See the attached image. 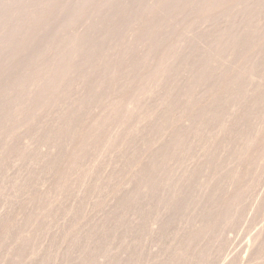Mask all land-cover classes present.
<instances>
[{
    "label": "rangeland",
    "instance_id": "obj_1",
    "mask_svg": "<svg viewBox=\"0 0 264 264\" xmlns=\"http://www.w3.org/2000/svg\"><path fill=\"white\" fill-rule=\"evenodd\" d=\"M8 1V8H9V5L11 6V4L9 3L10 1L9 0H7ZM12 2H13V0H11ZM129 1H131V0H129ZM127 2V4L129 5V3L130 2ZM133 1V0H132ZM131 1V2H132ZM136 1L137 0H134L133 1V4L132 3H130L131 5H134V3H136ZM139 1V0H138ZM141 1V0H140ZM144 1V3L146 2L147 3V0H143ZM148 1H150V0H148ZM189 1H192V0H189ZM15 2L18 4V2H17V0H15L14 1V4H15ZM123 2V3H122ZM125 1L124 0H121L119 3H122V4H124L125 5V3H124ZM140 3V2H139ZM143 3V2H142ZM143 3V5H147V4H149V2L146 4H144ZM14 4L12 3V5L13 6H11L12 8H9V10H8V12L9 11H11V12H13L14 10H13V8L15 7L14 6ZM19 5V4H18ZM118 6H120L119 4H117ZM123 5V6H124ZM137 5H138V9H135V7L137 8ZM140 5H142V4H140ZM138 3H136V6L134 7V9L135 10H133L132 9V7H130V5L128 6V9H130V11L131 10H133L132 12L134 13V11H135V14L136 15H134L133 13H131L129 10L128 11H125V12H128V13H125L124 11V14L123 15H126V16H123L122 18L120 17H116V18H118V19H122V21L120 20V22H122L121 23V25H120V22H119V20H117V22L115 21V19H114V21L113 22H111L112 24H119L120 25V27H121V30L119 29L120 27H118V25L116 24H114L115 26L114 27H111V29H114L115 30V28H117L116 29V31H118V33H116V31H114L115 33H116V35H118V37H116V35H115V33L114 34H112L113 36H108L107 38H109V39H107L106 41L104 40V41H101V42H99V44L97 45V47H96V49H95V53L97 54L95 57H98V56H100L101 54H103L104 52H109V51H112L113 52V56H112V60H111V63L113 64L114 62H116L117 63V57H118V55H120L121 54V52H122V50L124 49V45L127 43L128 45H125L126 47L127 46H131L132 44H131V42H129V41H127V40H130V41H132L131 39H134L133 41L135 42V40H137L136 38H134V36L132 35H130V34H132L131 33V31L129 32V31H127L126 29H128L129 30V28H131L130 30H132V32H133V27L135 26V24H133V20H137L136 19V17L135 16H137V18L139 17L138 16V14H139V12H140V8H142V6H140ZM120 7H122V5L120 6ZM130 7V8H129ZM3 8V7H2ZM2 8L0 9V13H1V11H3V16L2 17H4L5 15H4V13L6 14V12H7V10H2ZM115 8V7H114ZM11 9V10H10ZM15 9V8H14ZM116 10V9H115ZM127 10V9H126ZM137 10H138V13H136L137 12ZM6 11V12H5ZM190 11V10H189ZM188 10H187V12H186V15H187V17H186V15H184L182 18H184V19H180V21H179V18H178V22H176L175 23V20H174V23H172V22H170V21H168V22H170V23H172V24H170V28L168 27V25H166V22L167 21H165V20H167V19H165L164 21H165V26H162V25H160V26H162V29L161 30H164V29H166V28H168V30L169 31H173V33L172 34H170L171 35V39L170 40H168V41H170V43L171 44H173V45H175L176 43V45H179L180 43H182L183 42V40L185 39V38H187V36L189 35L188 33L190 32V35L188 36V38H187V40H189L190 42H191V49H192V51L194 50L193 49V46H195L196 44H199V46L201 45V43H202V47H204V46H209L208 44L210 43L209 41H210V39L208 38V35L209 34H207V36H205L204 34L205 33H207L208 32V30L210 31V28L212 27H209L211 24H210V22L208 23V24H206V25H204L203 23L204 22H201L202 20H200V19H198V16H197V14H193L192 13V11H190L189 12ZM261 11V10H260ZM260 11H258V13L260 12ZM86 12V16L90 13V10L88 9L87 11H85ZM89 12V13H88ZM133 14L132 16H130L131 14ZM15 12H13V14L12 13H10V14H8L7 13V18L5 17V19L7 20L8 18V20H7V22H9V21H12V22H10V23H7L6 22V20L4 19V18H2L5 22H4V24L6 25V23L8 24L7 25V27H5V26H2L3 25V20H2V22H0V24H1V28H3L4 29V27L5 28H8V26L10 27L12 24H13V22H15V20L13 21L12 19H13V17L11 16V15H15L16 16V13L14 14ZM65 13H67V12H65ZM88 13V14H87ZM141 13V12H140ZM192 13V14H191ZM195 13V12H194ZM257 13V12H256ZM262 13H263V11H262ZM121 14V15H122ZM130 14V15H129ZM192 16H191V15ZM260 14V13H259ZM8 15H9V17H8ZM48 15V14H47ZM66 14H64V16H65ZM90 16H91V13L89 14ZM129 15V16H128ZM255 15V14H254ZM257 15V14H256ZM256 15L255 16H253V18L254 17H256ZM262 15V14H261ZM261 15H259V17L261 16ZM14 16V17H15ZM49 16V15H48ZM61 16V15H60ZM63 16V17H64ZM120 16V15H119ZM258 16V15H257ZM10 17H12L11 18V20H10ZM85 16L83 15H81V17L79 16L78 17V20H80L79 22H78V20H77V18H76V20H77V22H73V28L75 29L76 27V29L75 30H78V31H76L75 33H82L83 32V35H85L86 34V32L87 31H85V27H86V24H85V22L86 23H88V21H89V19L86 17V18H84ZM89 17V16H88ZM62 18V17H61ZM81 18H83V20H86V21H83V20H81ZM90 18V21H89V23L90 24H88V25H91L92 24V26H88V27H93V20H92V18L91 17H89ZM124 18H127V20H131V23H132V25H130V26H128V24H130L129 22H127V21H125V19ZM253 18H251V23H250V26H252L253 24H252V19ZM257 18V17H256ZM1 19V18H0ZM14 19H16V18H14ZM58 19V21L57 20H55L57 23H61V22H63L59 17L57 18ZM60 19V20H59ZM64 19V18H63ZM198 19V20H197ZM92 20V21H91ZM123 20H124V24H126V23H128L127 24V26H125L124 24H123ZM171 21L173 20V19H170ZM193 20V21H192ZM255 19H253V21H254ZM61 21V22H60ZM83 21V22H82ZM54 22V21H53ZM56 22H54V23H56ZM81 22V23H80ZM119 22V23H118ZM182 22V23H181ZM220 22L222 23V20H220ZM54 23H51V26H53V28H51V26H49V27H47V28H45V30L43 31V30H41L40 32L41 33H39V36L36 34V39H37V36H38V40H39V42H41V41H43V42H41L43 45H44V43L46 42L45 40L46 39H51V40H54L53 38L55 37V39H58L57 38V32H58V34L59 33H61V29H65V30H63L62 32L64 33L65 31H66V28L68 27L69 28V31L71 32V30H73L72 31V33L74 32V29L71 27V25H68V26H66V25H64V26H66L65 28L62 26L61 28H60V25H62V23L61 24H54ZM84 23V24H83ZM164 23V22H163ZM163 23H161V24H163ZM181 23V24H180ZM75 24L77 25V26H75ZM83 24V25H82ZM168 24V23H167ZM176 24H180L179 25V27H178V25L176 26ZM55 25H57L58 27H56L55 28ZM83 26V28H82V26ZM189 25H191L190 27H189ZM198 25V26H197ZM207 25H208V27H207ZM75 26V27H74ZM159 26V27H160ZM173 26V27H172ZM183 26H184V30H182L183 29ZM201 26V27H200ZM255 26V25H254ZM105 27V26H104ZM103 27V28H104ZM124 27H126V28H124ZM128 27V28H127ZM157 27H158V25H157ZM204 27H205V31H202V30H204ZM207 27V28H206ZM1 28H0V30H1ZM49 28H51V29H49ZM71 28V29H70ZM81 29V31L82 32H79L80 30L79 29ZM85 28V29H84ZM103 28H102V31H103ZM122 28H124V30L122 29ZM172 28H173V30H172ZM182 28V29H181ZM186 28V29H185ZM190 30H189V29ZM253 28V27H252ZM2 29V32H5L4 30H6V29H4L3 30ZM9 29V28H8ZM48 29H49V31H48ZM52 29H54V30H52ZM60 30V31H57V30ZM83 29V30H82ZM87 29H89V28H87ZM86 29V30H87ZM91 29V28H90ZM105 29V28H104ZM145 29V28H144ZM143 29V30H144ZM147 29V28H146ZM175 29V30H174ZM178 29V30H177ZM180 29V30H179ZM206 29H208V30H206ZM56 30V31H55ZM110 30V29H109ZM126 30V32H128L127 33V35H126V32H123V31H125ZM39 31V30H38ZM38 31H37V33H38ZM46 31H48V32H46ZM68 31V30H67ZM68 31V32H69ZM84 31H85V33H84ZM88 31H90V30H88ZM148 31V30H147ZM147 31L145 30V31H143L142 32V34L143 33H147ZM184 31V32H183ZM187 31H189V32H187ZM201 31H202V34L200 35V33H201ZM35 32V31H34ZM33 32V33H34ZM43 32V33H42ZM69 32V33H70ZM108 32H111V30L110 31H108ZM123 34H122V33ZM203 32H205V33H203ZM1 33V32H0ZM46 33V34H45ZM51 33V34H50ZM68 33V34H69ZM72 33H70V34H72ZM106 33V32H105ZM125 33V34H124ZM130 33V34H129ZM138 33V31L136 32V33H134V34H136L135 36H138L137 38H138V40H139V38L140 37H142V35L141 34H137ZM188 35H187V34ZM3 34V33H2ZM41 34H44V36L43 35H41ZM122 35V37L120 38V36ZM132 37V38H130V39H127L126 41H125V38H123V37H125V36H127L128 38L130 37L129 35ZM183 34V35H182ZM192 34V35H191ZM34 35V34H33ZM67 35V33L65 34H59L58 35V37L60 36L61 37V39L59 38V40H62V38H65L64 36H66ZM108 35V34H107ZM115 35V36H114ZM140 35V36H139ZM145 35V34H144ZM170 35H168V36H170ZM177 35V36H176ZM202 35H204V38L203 39H199L198 38V40H199V43L197 42L198 40H196V43L194 44V42H193V39L195 40L197 37H200L201 36V38L203 37ZM1 36V35H0ZM3 37H4V34L2 35ZM1 36V37H2ZM51 36H53V37H51ZM86 36L87 37H89L90 38V35H89V33L87 32V34H86ZM184 36H186L185 38H184ZM194 38H193V37ZM3 37L1 38V39H3ZM34 37H35V35H34ZM86 37V38H87ZM113 37H116L115 39H117L116 41L113 39ZM126 37V38H127ZM178 39H177V38ZM206 37L208 38V39H206ZM46 38V39H45ZM92 38V37H91ZM173 38H175V40L177 41H175ZM182 39V41L180 40V39ZM191 38V39H190ZM67 39V38H66ZM118 39H119V41H120V39H121V41L123 40L124 42H126L125 44H123L122 43V45H123V47H122V45H121V41L119 42L118 41ZM168 39H169V37H168ZM173 39V40H172ZM38 40H36L37 41V43H36V45H35V47H34V45H33V49H32V51H34V49H36V47L38 48V44H40V43H38ZM59 40H57V41H59ZM94 40V39H93ZM114 40V41H113ZM165 40V39H164ZM180 40V41H179ZM1 41V40H0ZM3 41H5V40H3ZM45 41V42H44ZM50 41V40H49ZM47 42V43H50V42ZM56 41V42H57ZM133 41H132V43H133ZM166 42H167V40H165ZM176 43H175V42ZM202 41V42H201ZM20 42V41H19ZM33 42H35V41H33ZM114 42H115V44H118V45H115L114 44ZM117 42V43H116ZM138 42V41H137ZM136 42V43H137ZM178 42H180V43H178ZM0 43H2V41L0 42ZM3 43H5V42H3ZM108 43H110L111 45H108ZM120 43V44H119ZM207 43V45H205ZM18 44V43H17ZM20 44H22V43H20ZM19 44V45H20ZM42 44H40V45H42ZM147 44V43H146ZM146 44H143V47H144V49L146 50ZM194 44V45H193ZM203 44H204V46H203ZM38 45V46H37ZM43 45L42 46H39V48L40 49H42V47H43ZM108 45V47L109 48H104L105 46H107ZM117 47V46H120V48L118 47V48H116L115 46ZM133 45H136V44H134L133 43ZM21 46V45H20ZM19 46V49H21V47ZM101 46H102V48H101ZM197 47H198V45H196ZM194 47V48H196V49H198V51L199 50H201L202 51V49H201V46H200V49L199 48H197V47ZM14 47V46H13ZM16 47V46H15ZM14 47V49H16V48H18V47H16L15 48ZM125 47V48H126ZM133 47V46H132ZM135 47V46H134ZM133 47V48H134ZM143 47L142 46H140L139 48L141 49L142 48V50H143ZM139 48H136V49H132V50H135L134 52H133V54H131V52H128L127 54H126V56L121 60V63H120V65H119V69H123V70H121L122 71V73H124L121 77H123V76H125V75H134L133 73H137L138 74V79L140 78V76H141V78H143V81L145 80V78L147 77L148 78V70L149 71H151L152 70V67H153V65L151 64V63H153L154 61H156L157 59H158V57L160 58V54H158L157 52H160L158 49L160 48H158V46H157V50H156V53H157V56H155V57H157L156 59L155 58H153V60L154 61H152V62H147V63H145L144 64V66L143 67H141V66H135V63L140 59H142L143 58V55L146 53V51L144 52V51H142V50H140ZM14 49H12L13 50V54H12V56H14V59L15 60H11L10 59V56L8 57V60H10V64L9 63H7V59L5 58V55H7V52L9 51V49L8 50H3V52L2 51H0L3 55H2V57L4 56V58L6 59H4V58H2L3 60H4V64H5V61H6V65H8V66H4V64H0V74L2 75L1 77H0V90H1V88H2V90L3 91H1V93H0V97L3 95L4 96V98H3V96L1 97V98H3L4 100H5V104H6V101H9L10 100V102L8 103L7 102V104L5 105L3 102H4V100H1L0 99V101H3V102H1L0 104V108L2 107V105L4 106V108H3V110H2V108L0 109V111L2 112L1 113V115H0V117H2V118H0V264H81V262L82 261H84L86 264H97L98 262H99V260H98V254L100 253L99 251H100V240H101V237H108L110 234H112L111 235V238L109 239H107V237L105 238V244H107V246H109V247H111L112 248V246H116L117 244L119 245V247H117L118 249H112V250H117L116 252H114V253H117L118 254V252L120 251V249H121V255H122V259L123 258H126V260L124 259V261L123 260H121L120 258L121 257H119L120 255V252H119V258H116V259H119L120 260V263L121 264H123L124 262V264H245V263H248L249 264V262H250V257L252 258V264H264V256H263V251H264V242H262V246H263V248H261L262 246H260V248H261V250H263V251H261V253L259 252V255L258 254H252V252L254 251V250H256V249H253V251L251 250V246L249 247V244L251 245V241L253 240L252 238H253V236H255V233H257L258 231H260L259 230V228H263L264 227V157H263V155H264V152L261 154V152L262 151H264V142H263V144L261 143V146L260 145H254V143L252 142V138H253V134L252 133H254V132H250V131H252L251 130V128H253V130L254 129H256L257 127L256 126H254V125H257V126H262L261 125V123H262V121H263V123H264V116H262V114H264V107H263V100H262V94L260 95L259 94V96H260V98H261V100H260V98L258 97V93H260V91H261V93H263L262 91L264 90V89H260L259 87H258V90L256 89V93H254L253 94V96L252 97H250L251 99H252V101L253 100H255L256 102H258V104L257 105H254V104H256V102L255 101H253L254 102V104H252V106H253V108H254V110H251V109H253L252 108V106L250 107V104H248V102H251L250 101V99H247V100H245V96H244V91H245V89H244V91L243 90H241L242 88H239V87H243L242 85H240V86H238V88H239V90L240 91H238L240 94L243 92V97H245L244 98V101H243V97H242V95H239V97H237L238 95H237V90L235 91V94H233L234 95V97L232 98V97H230V96H226V95H228V93L229 92H231V91H228L227 93L225 92H223L222 93V91H220V94H219V97L217 96V100L220 98V95H221V99L223 98V101L222 100H219L218 102H220V103H222V102H225L226 100L227 101H229V99H232V102L230 103V105L228 104V108H230V106H233L234 104L236 105L237 103H234V102H237V101H234L233 99H236V97H237V99L239 98H242L241 100L244 102V103H240V107L238 106V105H236V106H234V107H231V109L230 110H232V111H234L235 113L234 114H232L231 113V111H226V103H223V104H219L218 102H216V103H218L219 104V106H218V104L217 105H215L214 104V106H216V111H213V110H211V112H209V114L207 115V117H205L204 119V123L205 124H207V126L206 127H211V128H209L210 130H209V134L206 136L207 137V139L211 142L212 141V138L211 137H213V136H215V134L218 132V134L216 135V136H220V133L222 134V132H223V136H220V138L219 139H217L216 137H215V139H214V137H213V141H214V143L213 142H211L210 144L212 145H209V144H207V143H209V141L207 140V139H205V137H203V135L202 136H200L199 135V138H201V139H205V140H201V139H199L200 141H202V147L205 145V147H204V149L206 150L207 149V146L206 145H208V146H210L211 147V150H210V152L211 151H213V153H214V155L212 156L211 155V153H207V150L209 151V148L210 147H208V149L205 151L206 153H207V155H209V156H207L206 155V153L205 152H203V150H202V148L200 149V147L199 146H201V144L199 145V144H197L198 146H194V145H196L195 143L196 142H194L195 140H193L192 139V137H191V139L193 140V142H191V139H187L189 142H190V144L192 145V146H190V144H189V142L188 143H186L187 142V140H185L186 142H184V143H182L181 144V146L180 147H178V149L176 150L177 152H179V153H181L180 154V156L181 157H179V153H177V152H175V153H177V157H175V153H173V155H174V159H173V157H172V159L173 160H175V158H178L179 159V166H181L182 168H184V169H182L181 167H179L181 170H182V172H181V170L179 169V168H175L176 167V165L175 164H177V163H175V162H172V163H175V164H170V162L168 161H163L164 159L166 160V158H164L163 157V159H161L162 158V156H157V158L159 157V160L155 157L156 155H160L159 154V150L162 148V152H163V147H161L160 148V146L163 144V142H161L162 141V139H157V138H155L157 141H156V143L157 142H159L158 140H160V143H159V145L157 146L156 145V143L154 142V144L157 146L156 148H155V150H157V152H155L154 154H156L155 156H154V154H152V152H150L152 149H150L151 147H153L154 145H153V141H155L154 140V137H153V141H152V139H151V142H148V141H150V138H152V133H154V131L152 132L151 130V128H153L152 126H151V119H146L148 122H149V124L150 125H147L148 124V122H146V120H144L143 122H141V123H139L141 126H139L138 125V127H142V123H146L144 126H148L149 127V129H150V131H151V133H150V136H145L146 135V132H148L149 131V129H147L148 131H145L146 129L145 128H143L142 130L143 131H145V133H143V132H140V133H137V134H139L140 135V137H141V139H146L145 140V142L143 141V140H141L140 141V137L138 138V136H137V138H138V140H136V139H131V138H136V137H134L135 135H133V136H131L130 137V134H131V129H132V127H129V130H130V133L129 132H127V131H129L128 130V127L126 126V125H131V123L132 124H135V122H137V118H133L132 117V115L135 117V115H137L135 112H136V110H137V107L134 109L135 110V112H133V114L131 115V118H129V120H131V122L129 121V123L128 124H124V127H121V128H124L125 129V127H127V131L125 132V134H127V133H129V136H128V134H127V136L128 137H126L125 136V134H123L125 137H123L122 138V136L123 135H121L122 133V130L120 129V133H118L117 135H115V131H114V133H112L113 132V130H115V128H114V123L115 122H113V126H110V124H104L106 121H103V120H105V119H108V120H110L109 118H106V114H107V112L105 113V111H104V113L105 114H103V111L101 112L100 110H102L103 108H105L106 109V107L105 106H107L108 104H109V106H110V101L112 102V100L113 101H115V96H117V94H115V93H113L112 91H114L115 92V90L114 89H116L119 93L118 94H123L124 96V98L123 99H121V98H119L118 100H116V103H122V104H125L126 105V102L129 100V96H126V95H128V93L129 92H131L130 90L131 89H129V87H131L130 85H133L132 83H134V81L127 87V89L129 90H127V89H125L126 87H120L119 85V83H120V81H121V79H120V81H118L117 82V80L119 79V78H117V80L116 81H114V83H113V80H112V83L113 84H115L116 82L118 83V85L117 86H115V85H113L112 83H110V81H109V83L108 84H106L105 86H103V88H101V89H99L98 88V90H97V88H95L94 89V87L93 86H91V85H88V89H90V90H85L84 91V93H78L77 92V90L79 89V85L81 84L80 82H79V76L77 75V76H75L76 78H77V80H76V78L74 77V79L73 78H71L70 80H68L67 82H66V84H65V87H63V89H64V91H63V93L60 95V96H57V98H55V99H52V101L50 102V101H48V100H42V102L41 103H44V104H49V108L46 106V108H45V106H44V104H43V106H40V105H38V106H40V108L41 107H44L45 109H43L42 108V110H44L43 112L45 113V116H44V113H42V114H40V113H38L40 110H38V106L36 107L37 109L36 110H38L37 112H36V110H35V112L36 113H34V114H36V120H37V118L40 120V122H42L43 124H44V121L46 120V119H48L49 117H52V119L54 118L53 116L54 115H58V113H59V108H61V113H62V111H65V112H63L62 114H65L64 116L66 117H68L69 116V118H71V123L70 124H73V127H72V125H67V126H71V127H69L71 130H68L67 129V131L64 133V135H65V139H64V136H63V138H62V136L61 135H59V136H61V138L62 139H58L57 138V133H55L54 132V129H52L51 130V134H49V133H47V132H49L50 131V128H51V126L53 127V124H52V121H54V124L56 125L57 124V122H55V118L51 121V124L52 125H50L49 126V124H50V122L48 123V122H46L45 121V123H48V125L47 124H42L43 126H45V125H47L48 127H50V128H48L49 129V131H48V129L46 128V126L45 127H43L42 125H40L39 126V124L40 123H36V122H39V120L38 121H36L35 120V115L33 114V115H31L33 112H34V107L36 106H34L33 105V103H34V101H31V103H29V102H27L28 101V96L25 94V88L27 87V85L29 84L28 83V81L31 79V78H28L27 79V82H25L26 80H24V78L25 77H27L28 75H30V74H27L26 72H28L29 70H30V68L31 67H29L30 66V63H29V61H27V59H29L30 60V57L31 56H35L34 58V60L36 61V55H34L33 53H32V51H31V49L29 50V52H30V54H31V56H29V58H27V59H24L25 58V56L28 54V52H27V54H25L26 52H24V53H22L23 51H24V48H23V50L22 51H20L21 52V55H24V57L23 56H21V55H19L18 53H16V52H18V51H16V50H14ZM29 49V48H28ZM39 49V50H40ZM139 49V50H138ZM0 50H2V49H0ZM27 49H25V51H26ZM36 50H38V49H36ZM36 50H35V52L34 53H36ZM136 50H137V52L138 51H141V52H138L139 53V55L138 54H136V56H138V60L136 61V59H135V57L136 56H133L135 53H136ZM161 50H162V48H161ZM190 50V48H188V51ZM6 53H5V52ZM14 51H15V54H14ZM44 51V50H43ZM43 51H42V53H43ZM96 51H99V52H96ZM11 52V51H10ZM143 52H144V54H143ZM191 52V51H190ZM196 53L197 51H193V52H191V54L192 53ZM200 52V51H199ZM1 53H0V57H1ZM4 53H5V55H4ZM142 55H141V54ZM154 53V54H153ZM153 55H155V52L153 51ZM160 53H162V51L160 52ZM195 53L194 54H192V55H195ZM11 54V53H10ZM17 54V55H16ZM147 54V53H146ZM190 54V55H191ZM221 54H223V53H221L220 52V55H216L215 53H214V57H215V59L214 60H216V59H218V61L221 59V58H219V56H221ZM15 55H16V57H15ZM43 55V54H42ZM142 56V58H141V56ZM216 55V56H215ZM17 56L18 57H20V59L18 60L17 59ZM139 56H140V58H139ZM27 57V56H26ZM154 57V56H153ZM213 57V58H214ZM21 58H22V60H21ZM32 58V57H31ZM1 59V58H0ZM43 59H44V57H43ZM130 59V60H129ZM131 59H133V60H131ZM190 60H188V63H189V61L190 62H192L191 60H192V57L191 58H189ZM17 60V61H16ZM139 60V61H140ZM132 61V62H131ZM136 61V62H135ZM3 61L2 60H0V63H2ZM14 62H15V64H14ZM19 62H21V63H19ZM133 62H135V63H133ZM27 65L28 67L26 68L25 67V65ZM32 63V62H31ZM11 64H12V66L15 68L16 66L21 70V71H23V73L19 70V71H17L18 70V68L16 67L14 70L13 69H11V68H13L12 66H11ZM35 64V63H34ZM151 64V65H150ZM24 65V66H23ZM128 65V66H127ZM145 65H150V66H152L151 68H150V66H149V68L147 69V67H145ZM5 68H7V69H9V70H6L5 69V71L8 73H6L5 71H3L2 69H4V67ZM21 66V67H20ZM26 69V72H24L25 70H22V69H24L23 67ZM130 66H132V68L130 67ZM3 67V68H2ZM84 67V66H83ZM82 67V68H83ZM130 68L132 69L131 71L132 72H130ZM134 68H137V69H135L134 70ZM144 68H146L145 70H144ZM127 71H126V70ZM141 69V70H140ZM28 70V71H27ZM134 70V71H133ZM251 70V69H250ZM254 70H255V72H254ZM256 70L257 69H252L251 71V74H249L250 73V71L248 70V73H244V76H245V74H247L246 76L249 78H247V81L249 80V83H250V78L253 76V77H257V76H259V74H258V72H256ZM97 71H99V70H97ZM121 71L119 72V70H118V72H119V74H122L121 73ZM141 71H143L142 73H143V75H142V73L140 74V72ZM179 71V73H180V71H181V68L178 70ZM177 71V72H178ZM2 72V73H1ZM3 72H5V73H3ZM101 71H99V73H100ZM176 72V73H177ZM246 72V71H245ZM3 74H7V76L6 75H3ZM21 74V75H20ZM23 74H24V76H23ZM25 74H27V75H25ZM139 74H140V76H139ZM252 74H255V75H252ZM32 76H33V74H31ZM31 75H30V77H31ZM97 75H99L98 74V72H97ZM146 75V76H145ZM177 75H178V73H177ZM252 75V76H251ZM257 75V76H256ZM13 76H15V77H13ZM20 76V77H19ZM142 76H145V77H142ZM246 76L244 77V78H242V81L244 80L245 81V78H246ZM251 76V77H250ZM8 77V78H7ZM12 77V78H11ZM29 77V76H28ZM1 78H2V80H1ZM21 78H22V80H21ZM115 78V79H116ZM33 79V78H32ZM94 78H92V80H93ZM114 79V78H113ZM152 80V79H151ZM142 81V80H141ZM140 81V82H141ZM142 81V82H143ZM148 81H149V83H148ZM153 81V80H152ZM152 81H150V79L149 80H147L146 81V84L148 83L149 84V86H151V84H150V82H152ZM247 81L245 82L246 83V86L244 87V88H246L247 87ZM30 82V81H29ZM78 82V83H77ZM145 82V81H144ZM28 83V84H27ZM90 83V82H89ZM241 83H244V82H241ZM245 83H244V85H245ZM3 84V85H2ZM85 84H88V82L87 83H85ZM147 84V85H148ZM253 84H255V83H252L251 84V86L253 87ZM262 84H263V80H262ZM145 85V84H144ZM3 86V87H2ZM5 86V87H4ZM7 86V87H6ZM77 86H78V88H77ZM119 86V88H120V90H119V88L117 89V87ZM142 86V85H141ZM146 86V85H145ZM260 86H261V84H260ZM263 87H264V85H262ZM5 88V89H4ZM121 88H124V90H127V91H125L126 92V94L123 92V89H121ZM237 88V89H238ZM108 89H110V90H108ZM148 89V88H147ZM15 93V95H14V93H12V91ZM5 91H6V93H5ZM10 91V92H9ZM257 91H259L258 93H257ZM7 92L8 93H10L9 95H8V97L10 98V97H13V100L10 98V99H8L7 100ZM128 92V93H127ZM5 95H4V94ZM111 93L114 95V98L112 99L111 98V96L113 97V95H111ZM2 94V95H1ZM107 94V95H106ZM130 94V93H129ZM12 95H14V96H12ZM120 95L119 96H117L116 98H118V97H120ZM223 95H225L227 98H225V96H223ZM233 95H231V96H233ZM106 96V97H105ZM111 98H109V97ZM122 96V95H121ZM223 96V97H222ZM5 97H7L6 99H5ZM108 97V98H107ZM156 97H158V93L157 94H155V96H153V98L150 100V101H148L147 99V101L146 100H144L145 101V104L148 106V107H150V106H152V105H154V102L152 103L151 101H153V99H154V101L156 100H158V99H156ZM106 98V99H105ZM125 98H126V101H124L125 100ZM145 98H147V97H145ZM248 98V97H247ZM263 98H264V95H263ZM107 100V101H105V100ZM128 99V100H127ZM142 99V98H141ZM144 99V98H143ZM236 99V100H237ZM106 102H104V101ZM110 100V101H109ZM25 101V102H24ZM118 101V102H117ZM143 101V102H144ZM155 101V102H156ZM226 101V102H227ZM240 101V100H239ZM239 101H238V103H239ZM241 101V102H242ZM245 101H247L246 103H245ZM14 104H12V103ZM36 102H38V101H36ZM36 102L34 103V104H36ZM147 102V103H146ZM148 102H151L152 103V105L150 104V105H148L149 103ZM158 102V101H157ZM230 102V101H229ZM27 103H28V105H27ZM116 103H114L113 102V105L114 104H116ZM119 104V105H122V104ZM139 104V107H142V109H144L143 108V106H141V104H142V101L141 102H138ZM141 103V104H140ZM232 103H234L233 105H232ZM104 104H105V106H104ZM157 104V103H156ZM154 105V106H156V108H155V113H157V112H159V111H157L156 112V110L158 109L157 107H159V106H157V105ZM243 104H248V106L251 108V109H246V108H248L247 107V105H245V107L246 108H243L242 109V105ZM259 104H260V106H261V108H260V106H259ZM263 104V105H262ZM19 106L20 107V109H19V107L17 108L16 106ZM112 104H111V107L113 106ZM125 105H123V107L125 106ZM144 105V104H143ZM222 105H225V106H222ZM27 107V110L28 111H31L30 113V115H29V112L27 113L26 112V110H25V113H27L26 115H24L25 113H24V110L22 111V107ZM31 106H34L33 108L31 107ZM104 106V107H103ZM213 106V107H214ZM220 106H221V108H220ZM238 106V107H237ZM256 108H255V107ZM14 107H16V108H14ZM30 107L32 108V110H29L30 109ZM108 107V106H107ZM237 108V111H235L236 110V108ZM244 107V106H243ZM8 108V109H7ZM14 108V109H13ZM23 108V109H24ZM29 108V109H28ZM54 108H56V109H58L57 111H58V113L56 114V109L55 110H53ZM101 108V109H100ZM121 108H122V106H121ZM151 108V107H150ZM149 108V109H150ZM153 106H152V109H151V111H153ZM160 109H161V107H159ZM217 108H220V110L218 109V111H217ZM227 108V109H228ZM238 108H241L240 110H242L241 111V114H237L236 112H239V110H238ZM4 109H7L6 111L4 110ZM10 109V110H9ZM16 109H19V110H16ZM110 109V108H109ZM122 109H124V108H122ZM148 109V110H149ZM214 109V108H213ZM234 109V110H233ZM244 109H245V112H244ZM258 109H259V112L261 113V111H262V113L260 114V113H257L258 112ZM41 110V111H42ZM47 110V112H45ZM104 110V109H103ZM106 110H108V108L106 109ZM139 110V109H138ZM137 110V112H139ZM146 110H147V108H145V112H146ZM148 110H147V112H148ZM215 110V109H214ZM8 111V112H7ZM19 111H22V113L21 112H19ZM49 111V112H48ZM98 111H100V112H98ZM109 111V110H108ZM142 111V110H141ZM161 111V110H160ZM171 111V110H170ZM248 111H250V113L256 118V120L258 121L259 119V122H258V124H254V122H256L254 119L255 118H253V116L251 117V114H248V115H250V116H248L247 118L246 117H243L244 115H246V112H248ZM257 111V112H256ZM12 112V113H11ZM101 113L102 115H101V120H99V117L97 118L100 122H101V126H97L98 127V129L97 130H100V128H101V132H99V131H97V130H95V133H94V135H92V138H89L88 136H86V137H82V136H79V137H81V138H78V139H76V140H74V141H72V142H74L75 143V145H74V143L72 144V143H70V144H68L69 143V140H70V136L69 135H71V133H73V129H74V131L75 130H77L76 131V133H79V132H83V133H85V130H83L86 126H89V127H86L85 129H89V131L88 132H90V130H91V128L92 127H90V125H94L95 123H93V121H94V118L96 117V116H98V114L97 113ZM120 112H122V111H120ZM143 112V111H142ZM142 112H139L138 114H142ZM145 112L143 113V114H145ZM146 112V113H147ZM150 112V111H149ZM215 112H217V114H214ZM245 113V114H242V113ZM6 113V116L7 115H9V116H7V117H5V116H3L2 114H5ZM20 113V114H19ZM24 113V114H23ZM48 113V114H47ZM61 113H60V115H58V117L59 118H63V115H61ZM96 113V114H95ZM132 113V112H131ZM135 113V114H134ZM171 113V117L173 118V116L175 117L176 116V119L177 120H179V121H177L176 120V122L179 124V122H180V115H178V113L177 114H174V112H170ZM240 113V112H239ZM12 114V115H11ZM38 114H40V115H42V116H40V115H38ZM94 114V115H93ZM158 114V113H157ZM156 114V115H157ZM160 114V113H159ZM174 114V115H173ZM210 114L212 115V116H210ZM258 114H260L261 116H259ZM27 115H28V117H27ZM104 115H106L105 117H104ZM156 115H155V117H156ZM219 115V116H218ZM228 115L230 116V118H233V119H229V117H228ZM237 115H238V117H237ZM241 115H242V117H241ZM25 116H26V118H25ZM39 116H40V118H39ZM45 117V120H44V117ZM47 116H49V117H47ZM60 116H62V117H60ZM91 116L93 117V118H91ZM100 116V115H99ZM137 116H139V115H137ZM136 116V117H137ZM161 116H162V114H160L159 115V117L160 118H158V121H157V117L156 118H153V119H155V121H157L158 122V124H155V122L154 121H152V123L154 122V124H155V127H157L158 129H161L162 127H163V121L161 122L159 119H162L161 118ZM177 116H178V118H177ZM210 116V117H209ZM240 116V117H239ZM3 117H5V119H3ZM16 117V118H15ZM31 117V118H30ZM42 117H43V119H42ZM64 117V118H65ZM66 117V118H67ZM140 117H142V115H140ZM154 117V116H153ZM211 117H214V118H211ZM228 117V118H227ZM249 117H251L250 119L251 120H253L254 122L252 123V121H251V123H250V120L248 121V118ZM18 118V119H17ZM34 118V119H33ZM57 118V117H56ZM63 118V119H64ZM90 118V119H89ZM105 118V119H104ZM227 118V119H226ZM240 119V120H237V119ZM241 118H243V122H241L242 123V125H244V127L242 126V127H239V125L238 126H236L238 123H240L239 121H241ZM245 118V119H244ZM13 119H16V120H18V121H15V120H13ZM31 119H33L34 120V124L32 123V121L33 120H31ZM41 119L43 120V121H41ZM50 119V118H49ZM49 119H48V121H49ZM58 119V118H57ZM63 119H62V121H63ZM91 119H93L92 120V122H89V121H87V120H90L91 121ZM97 119H96V122H97ZM209 119H211V123L213 122L214 124H215V122H216V124H217V126H219V127H215V126H212L211 125V123H210V120ZM215 121H214V120ZM3 120H4V122H3ZM9 120V122L11 123V124H9V126L7 125V128H6V124H8V123H6L7 121ZM22 120H24V122L25 123H27V124H25L23 121L21 122ZM51 120V119H50ZM174 118H173V123L174 124H176L177 125V123L176 122H174ZM233 120H234V122H233ZM57 121V120H56ZM58 121H60V120H58ZM127 121V122H128ZM227 121V122H226ZM3 124H2V123ZM18 122V123H17ZM21 122V123H20ZM86 122H87V124H86ZM88 122H89V124H88ZM100 122H98V123H100ZM156 122V123H157ZM159 122H161L162 123V127H159V126H161L160 124H159ZM217 122H220V124L219 123H217ZM232 122L234 123V124H232ZM25 124V126L24 127H22V124ZM59 123V122H58ZM107 123H109V121L107 122ZM230 123V124H229ZM244 123H246V124H244ZM251 124V126H250V124ZM20 124V125H19ZM30 124H31V126H30ZM82 124H84V128H80L79 126H81L82 127ZM154 124H152L153 126H154ZM213 124V125H214ZM215 124V125H216ZM223 124H224V126H225V124H227V129L226 128H224V126H223ZM231 125L232 127H233V125L235 126V129L233 130V129H231V127H229V125ZM254 124V125H253ZM260 124V125H259ZM14 125V126H13ZM19 125V127H17ZM26 125H27V127H26ZM34 125V126H33ZM97 125V124H96ZM103 125H104V127H105V129L107 130V131H109V132H105V129H104V127H103ZM202 125V124H201ZM2 126V127H1ZM33 126V127H32ZM204 126V125H203ZM221 126V127H220ZM7 129H5V128ZM77 127H79V128H77ZM108 127V128H107ZM137 127V128H138ZM151 127V128H150ZM173 127H175V125L173 126ZM199 127V126H198ZM202 127V126H201ZM206 127H203V128H206ZM229 127V128H228ZM237 127L239 128V129H237ZM256 127V128H255ZM2 128H3V130H2ZM30 128H31V130H30ZM37 128V129H36ZM45 128V129H44ZM77 128V129H76ZM131 128V129H130ZM157 128H155V131L156 132H158L159 133V131H161V130H158ZM177 128L179 129V127H178V125H177ZM176 127H175V129L176 130H178ZM217 128H219L218 130H217ZM234 128V127H233ZM241 128H243L244 130H240ZM13 129H15V130H13ZM17 129H19V130H17ZM33 129V130H32ZM41 129H44V130H41ZM139 129H140V131H142L141 130V128H138L137 130H138V132H139ZM154 129V128H153ZM174 129V128H173ZM5 130V131H4ZM81 130V131H80ZM112 130V131H111ZM158 130V131H157ZM199 132L202 134V131H204L203 132V134L204 133H206L207 132V130L206 129H203V130H200V127H199ZM31 133V137H30V133ZM33 131V132H32ZM69 131V132H68ZM87 131V130H86ZM111 131V132H110ZM206 131V132H205ZM247 131V133H246V135L249 137H247L248 138V140H249V143L247 144V138H244V137H246V135H245V133L244 132H246ZM249 131V132H248ZM255 131V130H254ZM29 134H28V133ZM35 132H36V134H37V136H35ZM39 134H38V133ZM40 132H42V134L44 133V138H43V136L40 134ZM134 132L136 133V130H134ZM134 132H132V133H134ZM156 132L154 133V134H156ZM162 132V131H161ZM188 132V131H187ZM33 133V134H32ZM75 133V132H74ZM111 134L110 136H109V138L110 139H112L111 141L108 139V135L109 134ZM124 133V132H123ZM134 133V134H135ZM149 133V132H148ZM157 133V136L158 135H162L161 133H159L158 134ZM186 133V132H185ZM197 133V132H196ZM194 134V133H192V135L194 134V136H193V138L197 135V134ZM199 133V134H200ZM239 133V134H238ZM5 134V135H4ZM10 134V135H9ZM15 134V135H14ZM25 134L27 135H29V137H28V135L27 136H25ZM46 134V135H45ZM47 134L48 135H50L49 137L47 136ZM142 134H144L143 136H142ZM153 134V135H154ZM188 134L190 135L191 134V132L189 133H186V135H187V138H190V137H188ZM227 134H229L228 136H227ZM231 134V135H230ZM242 134V135H241ZM243 134H244V136H243ZM42 137H41V136ZM113 135H115L116 137H117V139H118V137L120 138L118 141H115V140H113V137H115V136H113ZM120 135H121V137H120ZM186 135H185V138H184V136H183V138L184 139H186ZM191 135V136H192ZM205 135V134H204ZM239 135V136H238ZM252 135V136H251ZM3 136V137H2ZM13 136V137H12ZM33 136H34V138H33ZM97 136V137H96ZM102 136H103V138H102ZM107 136V137H106ZM113 136V137H112ZM155 136V135H154ZM156 136V137H157ZM218 136V137H219ZM229 136H231L230 138H233V140L232 139H230L229 138ZM241 136H243V138L245 139V143H242L241 141L243 140L242 139V137ZM7 137V138H6ZM10 137H11V140H9L10 139ZM39 139H38V138ZM112 137V138H111ZM115 137V138H116ZM143 137H145V138H143ZM148 137H149V140L147 141V139H148ZM158 137H161V136H158ZM197 137V139H196V141L198 140V136H196ZM203 137V138H202ZM224 137V138H223ZM226 137V138H225ZM252 137V138H251ZM5 139V141H6V144H5V141H4V139ZM37 140H36V139ZM41 138V139H40ZM43 138V139H42ZM46 138L48 139V141H51V143L52 144H54V146L50 143V142H48L47 140H46ZM54 138V139H53ZM83 138V139H82ZM106 138H107V140L108 141H110V143L111 142H113V141H115V144L113 143V144H111V146H110V144H108V149H107V147H105V148H103V146H102V143H103V141H105L106 140ZM114 138V139H115ZM121 138L122 139H124V138H127L126 140L128 141L129 140V138L131 139V141L129 140V144H130V146L128 145V146H126V145H124L127 141L124 139V144L121 142L122 140H121ZM237 138H239V139H241V140H239V139H237ZM251 138V139H250ZM30 139H32V140H30ZM35 139V140H34ZM53 139V140H52ZM57 139H58V141H57ZM116 139V140H117ZM195 139V138H194ZM217 139V140H216ZM220 139L222 140V141H220ZM226 139V140H225ZM235 139V140H234ZM40 140V141H39ZM44 142H42V141ZM64 140H67V142H65ZM99 140H101V141H99ZM180 140H182V138L180 139ZM198 140V141H199ZM225 140V141H224ZM230 140V141H229ZM237 140L240 142V143H238L237 142ZM8 141V142H7ZM37 141H39V142H37ZM54 143H53V142ZM140 143H139V142ZM144 142V143H147L148 145H149V143H151V145L152 146H150V147H145V145H141V144H143V143H141V142ZM147 141V142H146ZM184 141V140H183ZM208 141V142H207ZM230 142V143H227V142ZM247 141V142H246ZM35 142V143H34ZM36 142H37V144H36ZM41 142H42V144H41ZM89 142V143H88ZM118 142V143H117ZM121 142V143H120ZM219 142H221V143H219ZM223 142H225V143H223ZM232 142H233V146H232ZM251 142L253 143L252 145H253V147H251L250 146V144H251ZM9 143H11V145L9 144ZM32 143V144H31ZM50 143L51 144V146H50V144H49V146H48V144ZM66 143L68 144V145H66ZM91 143V144H90ZM100 144L101 145V147L98 145V144ZM186 143V144H185ZM198 143H201V142H198ZM216 143H218V144H216ZM223 143V144H222ZM26 144V145H25ZM41 144V145H40ZM60 146H59V145ZM71 144H72V147H69V146H71ZM87 144H90V145H88V147H87ZM92 144L94 145L93 147H92ZM97 144V145H96ZM140 144V145H139ZM187 144H189V145H187ZM222 144V145H221ZM228 146H226V145ZM236 144H237V147H236ZM7 145H8V147H7ZM44 145V146H43ZM64 145V146H63ZM65 145H66V149H65ZM74 145V146H73ZM114 145V146H113ZM184 145H185V147H184ZM186 145H187V147H186ZM214 145V146H213ZM216 145V146H215ZM220 147H219V146ZM224 145V146H223ZM232 147H231V146ZM243 145H245V146H243ZM250 147H249V146ZM7 148H6V147ZM10 146V147H9ZM67 146H68V152H67V154L65 153V151H67ZM89 146H90V148H89ZM125 148H124V147ZM134 146V147H133ZM190 146V147H189ZM226 146V147H225ZM254 146H256L257 148H258V146H260L259 147V149H258V151H256V147H255V150H253L254 149ZM49 147H50V149H49ZM54 147H56V148H54ZM59 147V148H58ZM64 147V148H63ZM86 147V148H85ZM113 147V148H115L116 147V149H111V148ZM122 147V148H121ZM129 147H131V148H129ZM133 147V148H132ZM141 147V148H140ZM182 147H183V149H182ZM222 147V148H221ZM236 147V148H235ZM61 148H63L61 151L59 150V149H61ZM74 148H76V149H74ZM81 148V149H80ZM88 148V149H87ZM101 148H102V150H101ZM124 148V149H123ZM127 148H129L128 150H125V149H127ZM140 148V149H139ZM145 148L147 149L148 148V150H150L149 152V154H148V150H146L145 151ZM158 148H159V150H158ZM184 148H186V149H184ZM189 148V149H188ZM197 148V149H196ZM220 148V149H219ZM248 148V149H247ZM251 148H253L251 151L252 152H254V151H256L255 153H257V155L254 153V154H252V155H250L251 154V151H249ZM64 149H65V151H64ZM91 149V150H90ZM133 151V153H132V151ZM143 151H142V150ZM153 149H154V147H153ZM213 149V150H212ZM222 149H224L225 151L224 152H222L223 150ZM227 149V150H226ZM232 149H233V151H232ZM236 149V150H235ZM240 149H242L245 153H243V158H242V154H239V155H241L240 157H241V159H239L240 157H237V155H235L236 154V152L238 151V150H240ZM247 149V150H246ZM260 149H262V150H260ZM4 150V151H3ZM49 150V151H48ZM70 150H72L71 152H70ZM73 150L75 151V150H77V151H75V154H76V152H77V154H79V155H74V153H73ZM80 150H82V151H80ZM100 150L101 151H103V152H105L104 150H106V152H107V150L109 151V152H107V154H105V153H103V152H100ZM111 150H113V151H111ZM124 150V151H123ZM189 150H191V151H189ZM194 150V151H193ZM195 150H196V154H195ZM197 150H199V151H202V152H198ZM215 150H217V151H219V152H217V151H215ZM242 150H240V151H242ZM261 152H260V151ZM3 151V152H2ZM86 151H88V152H86ZM145 151V152H144ZM234 151H235V153H234ZM55 152H57V154L59 155V156H55L54 155V157L57 159V161L56 162H50L49 163V161L48 160H52L54 157H53V154H52V156L50 155V158H49V154H51V153H55ZM66 154V155H64V153ZM69 152L70 153H73V154H69ZM85 152V153H84ZM136 152V153H135ZM139 152V153H138ZM147 152V155L145 154ZM154 152V151H153ZM187 153V155H185L186 153ZM189 152V153H188ZM193 152V153H192ZM197 152H198V154H197ZM227 152V154H225ZM260 152V153H259ZM3 153H5V154H2ZM10 153H11V155H10ZM63 153V154H62ZM112 153V154H111ZM132 153V154H131ZM140 153H141V155H140ZM143 153H144V155H143ZM161 153V152H160ZM184 153V154H183ZM202 153H203V156H201L202 155ZM205 153V154H204ZM212 153V154H213ZM217 153H218V155L220 154V156H218L217 155ZM230 153V154H229ZM234 153V154H233ZM238 153H240L239 151H238ZM242 153V152H241ZM56 154V153H55ZM56 154V155H57ZM69 154V155H68ZM117 155V157H116V155ZM122 156H121V155ZM151 154V155H150ZM182 154H183V156H182ZM221 154H222V156H221ZM232 154V155H231ZM246 154H248V155H246ZM262 156H261V155ZM43 157H42V156ZM46 155H48V158H47V156ZM73 155V157H74V159H75V162L73 161L71 164L73 165V166H70V168L69 167H66V165L68 166L69 164H70V159H72V156ZM113 157H112V156ZM140 155V156H139ZM146 155V156H145ZM148 155H150V156H152V163L154 162V161H160V162H154V164H157V166H155L154 164H153V169L155 170L156 168V170L154 171V173H156V171L158 172V170H159V174L158 173H156L155 174V176H156V179L158 178L159 179V176H160V173L161 174H164V178L162 179V177H161V183H162V181L165 183V184H167V179L169 180V182H168V184L170 185V183L173 185L176 181V183L178 184V181H179V179H178V176H179V178H181L182 179V181L184 182V179L185 178H187V179H185L186 180V183L184 184V183H182L181 182V179H180V182H181V184H183L184 186H182V187H184V189L181 187V190L182 191H186L185 189L187 188V192H185V193H183L182 194V192L179 194V192H180V187L177 189V187H178V185L179 186H181V184L179 183L178 185L177 184H175L176 185V191H174V188H172L171 187V189H172V193H171V195H174V197L175 196H177V197H175V199L174 198H172V200L171 199H169L170 197H173V196H169L168 197V200H167V197L165 198V196L167 195V193L169 194V192H164V191H168V190H171V189H169V187L171 186H169L168 184V186H166V190H165V184H161L160 182H156V179L155 180H153L154 182H156L157 184H160L159 186L161 187V188H163V189H161L159 186H158V188H160L164 193H165V196L163 195L164 193L160 190V189H158V190H160L159 192H158V190L157 191H154L155 190V187H150V185L152 184L153 185V183H151V184H149V188L150 189H152L151 191H149V188H148V191L149 192H151L150 194H149V192L147 193L146 192V189H145V194L146 195H151L152 194V191H153V194H154V192H156L155 194L156 195H151L152 196V198L151 199H149V197H151V196H149L148 198H145V197H142L143 198V200H144V198H145V201L144 202H142L143 204H140V205H138V207H139V209L138 210H142V211H138L139 213H141L142 212V216H140V214L135 210L134 211V213L136 212V215H137V213H138V215H137V217L140 219H138L140 222L139 223H137V224H139L138 225V227H137V229L138 230H136L134 227H132V225L134 226V223L131 221L130 222V217L132 218V212H133V210L132 209H134V207H132L131 208V205L129 206V204H131V202H130V200L129 201H127L128 200V198H129V191H127V190H130V186H128L129 184V177H131L130 175H131V173H129L130 171H131V169H132V167H133V165L134 166H138V168H143V169H141V170H143L144 171V173L146 172V170H147V168L150 166V163H148V161L147 160H151L149 157H148ZM162 155V154H161ZM185 155V156H184ZM191 157H190V156ZM206 155V156H205ZM218 157H217V156ZM224 155V156H223ZM228 155V156H227ZM229 155H231V158H230V156ZM235 157H234V156ZM238 155V156H239ZM256 156V161L258 162H256L255 163V156ZM258 155H260V156H258ZM6 156V157H5ZM64 156V157H63ZM67 156V157H66ZM78 156V157H77ZM80 156V157H79ZM201 156V157H200ZM226 156H227V160L230 162V163H232V165H230V166H228L227 164L229 163L225 158H226ZM252 156H254V157H252ZM52 157V158H51ZM137 158V159H135V158ZM148 158L146 161H144L145 159H143V158ZM192 157H193V159H192ZM199 157V158H198ZM207 157H209V158H207ZM214 157H215V159H214ZM223 157V158H222ZM258 157V158H257ZM4 158V159H3ZM66 159V163L68 162V164H64V166L62 165L63 163H65V162H62L63 160L62 159ZM115 158V159H114ZM157 159V160H154V159ZM169 158H170V155H169ZM187 159V160H184V159ZM189 158V159H188ZM190 158H191V160H190ZM198 158V159H197ZM221 158V159H220ZM233 158H235V159H237V160H234ZM262 158V159H261ZM45 159H46V161H45ZM48 159V160H47ZM112 159V160H111ZM143 159V160H142ZM171 159V158H170ZM169 159V160H170ZM211 159V160H210ZM218 159H220V160H218ZM225 159V160H224ZM259 161H258V160ZM50 160V161H51ZM54 160V159H53ZM68 160V161H67ZM113 160H115V161H113ZM119 160H121V161H119ZM137 160H138V162H137ZM168 160V159H167ZM195 160V161H194ZM197 160H199L198 162H201V163H197L196 164V162H197ZM216 160H218V162L216 161ZM224 160V161H223ZM239 160V161H238ZM241 160H243V161H241ZM245 160L247 161V162H245ZM250 160V161H249ZM42 161V162H41ZM110 161H112V162H110ZM119 162V163H117V162ZM172 161V160H171ZM186 161V162H185ZM208 161V162H207ZM211 161V162H210ZM214 161V162H213ZM215 161H216V164H215ZM221 161V162H220ZM226 161V166H225V163L224 164H222L223 162H225ZM235 163H233V162ZM45 162H47V163H45ZM61 162V165L60 164H58V163H60ZM116 162V164H114ZM121 162H122V164H121ZM143 162H146L147 164L145 165V163H143ZM185 162V163H184ZM188 162V163H187ZM209 162L211 163V164H209ZM241 162V166H240V164H238V163H240ZM53 165H52V164ZM111 163H113V164H111ZM130 163V164H129ZM152 163H151V165H152ZM180 163L182 164V165H180ZM193 163V164H192ZM46 166H45V165ZM70 164V165H71ZM120 164V165H119ZM145 166H144V165ZM165 164H167L168 166L166 167L165 166ZM187 164H188V166H187ZM190 164V165H189ZM202 164V165H201ZM207 164V165H206ZM219 164V165H218ZM220 164H222V166L220 165ZM235 166H234V165ZM236 164H238V165H236ZM258 164H259V166H258ZM42 165V166H41ZM60 165V166H59ZM112 165V166H111ZM117 165H119V166H117ZM124 165V166H123ZM175 165V166H174ZM197 165V166H196ZM248 165V166H250V167H246V166ZM45 166V167H44ZM59 166V167H58ZM64 168H63V167ZM75 166V167H74ZM116 166V167H115ZM172 166V167H171ZM187 166V167H186ZM189 166H191V167H189ZM201 166V167H200ZM225 166V167H224ZM231 166L233 167V168H231ZM257 166V167H256ZM44 167V168H43ZM60 167H62V168H60ZM72 167H73V170H72ZM111 167V168H110ZM178 167V166H177ZM207 169H205V168ZM208 167H211V168H208ZM218 167H220L221 168V170H220V168L218 169ZM224 167V168H223ZM236 169H235V168ZM238 167H239V170H238ZM245 167V168H244ZM256 167V168H255ZM113 168V169H112ZM187 168H188V170L189 169H191V171H193V175H191L192 173H191V171H190V173L191 174H187V172H188V170H187ZM228 168V169H227ZM242 168V169H241ZM58 169H60V171L58 170ZM64 169V170H63ZM106 169V170H105ZM196 169H197V172H196ZM198 169H200L199 171H198ZM207 171H205V170ZM225 169V170H227V171H225V172H223V170ZM234 169L235 171L234 172H232V170ZM241 169V170H240ZM55 170H57V171H55ZM69 171V172H66V171ZM72 170V171H71ZM74 170H76L75 171V173H77V174H75L74 173ZM82 170V171H81ZM109 170H111V171H109ZM128 170V171H127ZM163 172H162V171ZM168 170V171H167ZM171 170V171H170ZM187 170V171H186ZM209 170H210V172H209ZM214 170V171H213ZM64 171V172H63ZM108 171L110 172V173H108ZM169 171L170 172H172V173H175V174H172L173 176H174V178L175 177H177V180H173V181H175L174 183L173 182H171L172 180H171V178H172V175L169 173ZM202 171V174H200L199 172H201ZM216 171H218V172H220V173H216ZM245 173H244V172ZM55 172V173H54ZM62 172V173H61ZM71 172H73V173H71ZM81 172V173H80ZM96 172H98V173H96ZM125 172V173H124ZM211 172H214L213 174L211 173ZM227 172V173H226ZM231 174H230V173ZM237 172V173H236ZM238 172H239V174H238ZM241 172V173H240ZM243 172V173H242ZM63 173H65V174H63ZM96 173V174H95ZM124 173V174H123ZM189 173V172H188ZM199 175H198V174ZM209 173V174H208ZM248 173V174H247ZM55 174V175H54ZM68 174V175H67ZM69 174H71V175H69ZM72 174H73V176L75 177H72ZM80 174V175H79ZM84 174V175H83ZM98 174V175H97ZM158 174V175H157ZM211 174V175H210ZM214 174H216L215 176H214ZM230 174V175H229ZM237 174V175H236ZM47 175V176H46ZM60 175V176H59ZM61 175H62V177H63V179H64V181H62L63 179H62V177H61ZM64 175H65V177H64ZM116 175V176H115ZM127 175H128V178H127ZM202 175V176H201ZM205 175H206V177H205ZM220 175H222V176H220ZM245 175V176H244ZM49 176V177H48ZM67 176H69V177H67ZM83 176H84V178H83ZM103 176V179H105V180H103L101 177ZM154 176V175H153ZM158 176V177H157ZM162 176V175H161ZM167 176H171V178H167ZM199 176V177H198ZM212 176V177H211ZM219 176V177H218ZM229 176H231V177H229ZM235 176V177H234ZM237 176V177H236ZM240 176H241V178H240ZM59 177H61V178H59ZM67 177V178H66ZM71 177V178H70ZM96 177L97 178H99V179H96ZM125 177V178H124ZM205 177V179L203 180V178ZM210 177V178H209ZM227 179H226V178ZM242 177H243V179H242ZM247 177V178H246ZM58 178L60 179V181L61 182H67V184H66V182H65V184L66 185H61L60 183V181H58ZM69 178H70V181H69ZM167 178V179H166ZM184 178V179H183ZM197 178V179H196ZM213 178H215V179H213ZM220 179V181H219V179ZM233 178H234V180H235V182H234V180H233ZM236 178L238 179V180H236ZM49 179V180H48ZM66 179H68V181L66 180ZM101 179V180H100ZM126 179H128V181L126 180ZM189 179V180H188ZM190 179H192L191 181H190ZM232 179V180H231ZM248 179V180H247ZM109 180V182H107V181ZM116 182H115V181ZM195 180V181H194ZM203 180V181H202ZM223 181V184H221L220 182H222ZM242 180V181H241ZM103 181V182H102ZM106 183H105V182ZM193 181V182H192ZM219 181V182H218ZM228 181V182H227ZM231 181H233V182H231ZM237 181V182H236ZM57 182V183H56ZM122 182V183H121ZM209 182H212V183H209ZM230 182V183H229ZM241 184H240V183ZM119 183V184H118ZM194 183H196V184H194ZM17 184V185H16ZM109 185V186H107L106 187V185ZM121 184H124V185H121ZM190 184V185H189ZM199 184V185H198ZM211 184L213 185V186H215V188H212L213 186H211ZM115 185V186H114ZM162 185H164V187L162 186ZM218 185V186H217ZM241 185V186H240ZM243 185V186H242ZM55 186H57V187H55ZM112 186H113V188H112ZM154 186H157L156 184H154ZM174 186V185H173ZM198 186V187H197ZM204 186H206L205 187V191H204V193L205 194H203L202 195V197L204 196V197H206L207 198V195L208 196H210V197H208L207 199H208V201H206V202H200V203H198L197 201H203V200H206L204 197L202 198L201 197V194L203 193L202 191L204 190V189H202V188H204ZM237 187L236 189L234 188V187ZM60 188L58 191H57V188ZM64 187H66V188H64ZM109 187V188H108ZM175 187V186H174ZM197 187V188H196ZM209 188V189H207L208 191H213L212 193H211V195H209V193L207 192V190H206V188ZM211 187V188H210ZM222 187H225V188H222ZM54 188H56V189H54ZM62 188V189H61ZM129 188V189H128ZM189 188V189H188ZM195 188H196V190H195ZM199 188V189H198ZM201 188V189H200ZM245 188V189H244ZM115 189V190H114ZM154 189V190H153ZM168 189V190H167ZM211 189V190H210ZM60 190H62V191H60ZM64 190H66V191H64ZM68 190V191H67ZM178 190H179V192H178ZM200 190V194L198 195V191ZM226 190H227V192H226ZM242 190H244V191H242ZM230 193H229V192ZM63 192V193H62ZM68 192V193H67ZM114 192V193H113ZM144 191H142L140 194L142 195V193H143ZM160 193V192H162L163 194H161L162 196H163V199H161L162 198V196L160 195V194H158V193ZM171 192V191H170ZM173 192H174V194H173ZM177 194H176V193ZM233 192H234V194H235V192L237 193V195L235 194H233ZM243 192H244V194H243ZM62 195H61V194ZM65 193V194H64ZM99 194V195H96V194ZM110 193H112V194H110ZM215 193V194H214ZM233 195H232V194ZM242 193V194H241ZM57 196H56V195ZM65 196H64V195ZM104 194V195H103ZM127 194V195H126ZM185 194V196H183ZM214 194V195H213ZM226 194V195H225ZM231 194V196H229ZM49 195V196H48ZM144 195V194H143ZM182 195V197H180ZM195 195V196H194ZM213 195V196H212ZM228 195V196H227ZM38 196V197H37ZM128 196V197H127ZM168 196V195H167ZM200 198H199V197ZM220 196V197H219ZM233 196V197H232ZM236 196V197H235ZM240 196V197H239ZM46 197H48V198H46ZM57 197H59V198H57ZM127 197V198H126ZM156 197V198H155ZM194 197V198H193ZM198 197V198H197ZM215 199H214V198ZM228 197V198H227ZM239 199H238V198ZM141 198V199H142ZM164 198H165V200H167V201H165L164 200ZM181 198V199H180ZM192 198V199H191ZM209 198H210V200H209ZM216 198H217V200H216ZM226 198V199H225ZM141 199H139V200H141ZM156 199V200H155ZM188 199V200H187ZM189 199H191L192 200V202H195V203H192L193 205H191V200H189ZM193 199L194 200H196V201H193ZM202 199V200H201ZM223 199V200H222ZM228 199L230 200V202L228 201ZM240 201H238V200ZM43 200V201H42ZM143 200H141V201H143ZM152 200V201H151ZM158 200V201H157ZM169 200H171V201H173L172 202V205L174 204V202H178V203H175L173 206L171 205V202H169ZM176 200V201H175ZM227 200V201H226ZM235 200V201H234ZM150 201V202H149ZM165 202V208L167 207L166 205H169L170 206V208H169V206H168V210H166L162 205L164 204V202ZM43 202V203H42ZM128 202V203H127ZM148 204V205H146V203ZM152 202H154V203H152ZM159 203V205H158V203ZM163 202V203H162ZM207 202H208V204L210 205V206H213V204H214V206H213V208L212 207H210L208 204H207ZM239 202V203H238ZM141 203V202H140ZM152 203V204H151ZM167 203H169V204H167ZM235 203V204H234ZM151 204V205H150ZM162 204V205H161ZM204 204H206V205H204ZM42 205V206H41ZM49 205V207H47V206ZM51 205V206H50ZM162 206L163 208L162 209H164V211L160 208V210L158 209L159 208V206ZM176 205H177V207H176ZM187 206V208L185 209V207ZM196 205V206H195ZM229 205H231L232 207H233V209L234 210H231L230 208H231V206H229ZM35 206V207H34ZM41 206V208H43V209H39L38 207H40ZM129 206V207H128ZM133 206V205H132ZM145 206V207H144ZM151 206H153V207H151ZM160 206V207H161ZM190 206V207H189ZM203 206H205V207H203ZM207 206H208V208L210 207V208H212V209H210L209 208V210H208V208H207ZM222 206V207H221ZM45 207V208H44ZM53 207H54V210H53ZM119 207H120V209H119ZM140 207H141V209H140ZM149 208V210H148V208ZM155 207V208H154ZM230 207V208H229ZM236 207V208H235ZM35 208V209H34ZM47 208V209H46ZM145 208V209H144ZM173 208V209H172ZM190 208V209H189ZM205 208V210H203ZM217 208V209H216ZM222 208V209H221ZM224 208H226V209H224ZM39 209V210H38ZM45 209V210H44ZM58 209V210H57ZM129 209V210H128ZM146 211L147 210V212H144V210ZM157 209H158V211H157ZM172 209V210H171ZM195 209V210H194ZM197 209V210H196ZM216 209V210H215ZM40 210H42L41 212H40ZM48 210H50V211H48ZM51 210L52 211H56V212H51ZM113 210H114V213H113ZM166 210V211H165ZM169 210H170V212H169ZM199 210H200V212H199ZM236 210V211H235ZM36 211H38V212H36ZM129 211V212H128ZM132 211V212H131ZM160 211H163V212H160ZM193 211V212H192ZM198 211V212H197ZM204 211V212H203ZM224 211V212H223ZM119 212V213H118ZM121 212V213H120ZM165 212V213H164ZM168 212H169V214H168ZM192 212V213H191ZM194 212H197V213H194ZM201 212H203V213H201ZM45 213V214H44ZM48 213V214H47ZM52 213V214H51ZM145 213V214H144ZM191 213V214H190ZM221 213V214H220ZM224 213V214H223ZM50 214V215H49ZM127 214H130V215H127ZM165 214V215H164ZM168 214V215H167ZM194 214V215H193ZM219 216H218V215ZM231 214V215H230ZM30 215V216H29ZM34 215V216H33ZM47 216V218H46V216ZM124 217H123V216ZM159 215V216H158ZM162 215V216H161ZM191 215H193V216H191ZM196 215V216H195ZM202 215V216H201ZM215 215V216H214ZM217 215V216H216ZM221 215V216H220ZM222 215H224V216H222ZM227 215V216H226ZM230 215V216H229ZM37 216V217H36ZM49 216V217H48ZM165 217V220H164V217ZM166 216L168 217V218H166ZM119 217V218H118ZM125 217L127 218V217H129V218H127L126 220H125ZM143 217V218H142ZM158 218L159 217V219H156V218ZM162 217V218H161ZM194 217V218H193ZM202 217H205V218H202ZM222 217H224V218H222ZM228 217V218H227ZM113 218H115V219H113ZM123 218V220L122 221H124V224H123V222L121 221V219ZM153 218V219H152ZM191 218H193V219H191ZM196 218L198 219V220H196ZM214 218H215V220H214ZM220 218H221V220H220ZM2 219V220H1ZM32 219V220H31ZM36 219V220H35ZM153 220V222H151L152 220ZM164 220V222H163V220ZM168 219V220H167ZM171 219V220H170ZM195 219V221H193ZM202 219V220H201ZM220 221H219V220ZM35 220V221H34ZM114 220H115V222H114ZM118 220L120 221V222H118ZM132 220V219H131ZM144 220V221H143ZM156 220V221H155ZM160 220V221H159ZM190 220H191V222H190ZM211 220V221H210ZM219 222H218V221ZM35 223H34V222ZM112 221H113V223H112ZM117 221V222H116ZM126 221V222H125ZM143 221V222H142ZM149 221H150V223H149ZM157 221H159V222H157ZM167 221V223H166V225H165V222ZM32 222V223H31ZM132 224V225H130V223ZM138 222V221H137ZM145 222V223H144ZM146 222H147V224H146ZM156 222V223H155ZM190 222V223H189ZM217 222V223H216ZM112 223V224H111ZM120 223V224H119ZM122 223V224H121ZM127 225H126V224ZM153 225H152V224ZM159 223V224H158ZM164 225H162V224ZM188 225H187V224ZM194 223H196V224H194ZM214 223V224H213ZM117 224V225H116ZM129 224V225H128ZM145 224H146V227H144L145 226ZM158 224V225H157ZM191 224V225H190ZM104 225V226H103ZM121 225H123V227L121 226ZM124 225H125V227H124ZM152 225V226H151ZM160 225H162V226H160ZM187 227H186V226ZM193 225V226H192ZM201 225V226H200ZM98 226H99V228H98ZM105 226H106V228H105ZM112 226V227H111ZM119 227V228H116V227ZM147 226H148V229H147ZM160 226V227H159ZM181 226H183V227H181ZM193 227V229H189V228H192ZM211 226V227H210ZM162 227V228H161ZM184 227L186 228V229H184ZM70 228V229H69ZM96 228V229H95ZM114 228V229H113ZM131 228H134V229H132L131 230ZM154 228V229H153ZM156 228L158 229V230H156ZM183 228V229H182ZM189 230H188V229ZM100 229H103V230H100ZM105 229H106V231H105ZM112 229V230H111ZM118 229H121L120 231L118 230ZM162 229H164V230H162ZM69 230V231H68ZM114 230V231H113ZM155 230V231H154ZM181 230H183L182 231V233L180 232ZM190 230H191V232H190ZM73 231V232H72ZM75 231V232H74ZM99 231V232H98ZM100 231H101V233H100ZM103 231V232H102ZM105 231V232H104ZM107 231H108V234H106L107 233ZM113 231V232H112ZM126 231H127V233H128V231H129V234H127L126 233ZM131 231H133V233H134V235H135V238H131V237H134V235H133V233L131 232ZM134 231H136V232H134ZM157 231V232H156ZM159 231V232H158ZM187 231V232H186ZM73 234H72V233ZM95 232H96V234H95ZM112 232V233H111ZM139 232V233H138ZM154 232V233H153ZM175 232H176V234H175ZM75 233H76V235H75ZM98 233V234H97ZM137 233V234H136ZM179 233V234H178ZM184 233H185V235H184ZM87 234V235H86ZM114 234V235H113ZM117 234V235H116ZM156 234V235H155ZM157 234H158V237H157ZM177 234L179 235L178 237H180L179 239H178V237H177ZM68 235V236H67ZM97 235V236H96ZM127 235V236H126ZM67 236V237H66ZM72 236H73V238H72ZM77 237V239H76V237ZM116 236H118V237H116ZM137 236V237H136ZM152 236V237H151ZM100 237V238H99ZM112 237H115V238H117L116 240H115V238H114V240L112 239ZM176 238V240L174 239V238ZM181 237H184V238H181ZM22 238V239H21ZM87 238H89L88 240H87ZM25 239V240H24ZM83 239V240H82ZM95 239V240H94ZM141 239V240H140ZM173 239L175 240V241H173ZM177 239H178V241H177ZM181 239H185V240H181ZM77 240V241H76ZM98 240H99V242H98ZM111 242H110V241ZM112 240H113V242H112ZM127 240H129V241H127ZM131 240H136V241H131ZM138 240V241H137ZM81 241V242H80ZM121 242V245L118 243V242ZM172 241V242H171ZM71 242V243H70ZM73 242H75V244H73ZM78 242V243H77ZM80 242V243H79ZM97 242V243H96ZM107 242V243H106ZM108 242H110V245H108L109 243ZM133 242V243H132ZM170 242V243H169ZM181 242V243H180ZM115 243V244H114ZM123 243V244H122ZM178 243H180V246H179V244ZM78 244V245H77ZM80 244V245H79ZM95 244V245H94ZM112 244V245H111ZM126 244V245H125ZM130 246H128V245ZM175 244V245H174ZM225 244V245H224ZM228 244V245H227ZM74 245V246H73ZM98 247H97V246ZM169 245L171 246V247H169ZM121 246V247H120ZM128 247V249H127V247ZM134 246V247H133ZM161 246V247H160ZM75 247V248H74ZM176 247V248H175ZM179 247V248H178ZM222 247V248H221ZM225 247V248H224ZM227 247V248H226ZM71 248V249H70ZM124 248H126V249H124ZM171 248V249H170ZM175 248V249H174ZM224 248V249H223ZM254 248V247H253ZM259 248V247H258ZM259 248V249H260ZM80 249V250H79ZM96 249H97V252H96ZM99 249V250H98ZM168 249H170V250H168ZM174 249V250H173ZM220 249H221V251L223 252V254H221L222 252L220 251ZM248 249V250H247ZM125 250V251H124ZM128 250V251H127ZM168 250V251H167ZM172 250V251H171ZM225 250V251H224ZM227 250V251H226ZM80 251H82V252H80ZM132 251H134V252H132ZM137 251L139 252V253H137ZM173 251H174V253H173ZM252 251V252H251ZM257 251H259L258 249H257ZM256 251V252H257ZM85 254H84V253ZM99 252V253H98ZM136 252V254H135V256L136 257H134V258H132V259H134V260H130V259H127L128 258V256L132 253L133 255H134V253ZM256 252H253V253H256ZM84 254V256H86V258L83 256V255H81V254ZM98 253V254H97ZM173 253V254H172ZM250 253V254H249ZM258 253V252H257ZM263 253V254H262ZM127 254V255H126ZM131 254V255H132ZM155 256H154V255ZM163 256H162V255ZM96 255H97V257H96ZM131 255L129 256V257H131ZM132 255V256H133ZM222 255V256H221ZM250 255V256H249ZM257 255V256H256ZM116 256V257H117ZM126 256V257H125ZM152 256V257H151ZM249 256V258L247 259V257ZM256 256V260L254 259V257ZM259 256V257H258ZM82 257H84V258H82ZM138 257V258H137ZM155 259H154V258ZM167 257V258H166ZM76 258V259H75ZM97 258V259H96ZM161 258V259H160ZM243 258V259H242ZM85 259V260H84ZM87 259V260H86ZM149 259H150V261H149ZM153 259V260H152ZM158 259H159V262H157L158 261ZM164 259V260H163ZM168 260V262H164L165 260ZM246 259H247V262H245L246 261ZM79 260V261H78ZM97 260H98V262H97ZM136 260V261H135ZM156 260V261H155ZM166 260V261H167ZM121 261H123V262H121ZM126 261H127V263H126ZM138 261H141V263L140 262H138ZM249 261V262H248ZM253 261H255V262H253ZM82 263V264H85V263ZM92 262V263H91ZM130 262V263H129ZM99 264V263H98ZM250 264H251V262H250Z\"/></svg>",
    "mask_w": 264,
    "mask_h": 264
},
{
    "label": "bare ground",
    "instance_id": "obj_2",
    "mask_svg": "<svg viewBox=\"0 0 264 264\" xmlns=\"http://www.w3.org/2000/svg\"><path fill=\"white\" fill-rule=\"evenodd\" d=\"M10 2V4H11V6H13L12 5V3L14 4V1L15 0H13V2L11 1V0H9ZM121 0H17V2H18V4L15 2V4H14V8H13V12H15L16 13V16L14 17L13 15H11L12 17H13V21L15 20V22H13V24L9 27L8 26V28H5V27H7V23H10V22H12V21H9V22H7V20L9 19H5V17L7 18V13L8 14H10V13H12L13 14V12H11V11H9L8 12V10H9V8H12L10 5H9V8L7 7L8 6V1L7 0H0V9L2 8V10H7V12H6V14L4 13V17H2L3 15V11H1V13H0V22H2V18H4L5 20H6V25L4 24V20H3V25L2 26H5L4 27V29H6V30H4L3 28H1L2 26H1V24H0V28H1V30H0V35L2 36L3 34H4V37H3V39H1L2 37L0 36V40L2 41V43H0V49H2V50H0V51H2L3 52V50H8L9 49V51L7 52V55H5V53H4V55H5V58L7 59V63H11L10 62V60H8V57L10 56V59L12 60H15L14 59V56H12V54H13V50L12 49H14V47L16 46V47H18V48H16V49H14V50H16V51H18V52H16V53H18L19 55H21V52L20 51H22L23 50V48H24V51L22 52V53H24V52H26L25 54H27V52H28V54L25 56V58L24 59H27V58H29V56H31V54L33 53L34 55H36V61L34 60L35 58V56H31L30 57V60L29 59H27V61H29V63H30V66L29 67H31L30 68V70L28 71V72H26V69L24 68V69H22V70H25L24 72H26L27 74H33V76L31 75V77H30V75H28L27 77H25L24 78V80H26L25 82H27V79L28 78H31L29 81H28V85H27V87L25 88V94L29 97L28 98V101L27 102H29V103H31V101H34V103L36 102V101H38V102H36V104H34L33 103V105L35 106H31L32 108L34 107V112L31 114L30 112L31 111H28L27 110V107H22V111L24 110V113H25V110H26V112L28 113L29 112V115L31 114V115H33L34 113H36L38 110H42V108L43 109H45L46 108V106L49 108V104H44V103H41L42 102V100H48V101H52V99H55V98H57V96H60L62 93H63V91H64V89H63V87H65V84H66V82L68 81V80H70L71 78H73L74 79V77L75 76H79V82L81 83L79 86V89L77 90V92L79 93H84V91L85 90H90V89H88L89 87H88V85H91V86H93L94 87V89L95 88H97V90H98V88L99 89H101V88H103V86H105L106 84H108L109 83V81H110V83H112V80H113V83H114V81H116L117 80V78H119L118 80H117V82L118 81H120V79H121V81H120V87H126L125 89H127V87L134 81V83H132L133 85H130L131 87H129V89H131L130 91L131 92H127L128 93V95H126V96H129L128 98H129V100L126 102V105L125 104H122L121 102V104L122 105H119L120 103L118 102V103H116V100H118L119 98H121V99H123L125 96L123 95V94H118L119 92L116 90V89H114L115 90V92L114 91H112L113 93H115V94H117V96H119L120 95V97H118V98H116L117 96H115V98H114V95L111 93V95H113V97L111 96V98L113 99H115V101H113L112 100V102L110 101V103L113 105V102L114 103H116V104H114L112 107H111V104H110V106H109V104L107 105V106H105V104H104V106L106 107V109L108 108V110H106L105 108H103L102 110H100L101 112L103 111V114H105L106 112H107V116L106 115H104V117L106 116V118H109L110 120H108V119H105V120H103V121H106L104 124H110V126H113L114 125V128H115V130H113V132L112 133H114V131H115V135H117L118 133H120L121 131H120V129L122 130V134L121 135H123V134H125V132L127 131L126 129H127V127H128V130H129V127H132V129H131V131L132 132H134V130H136V133L134 134V133H132L131 132V134H130V137L131 136H133V135H135L134 137H136V138H131V139H136V140H138V138L140 137V135L139 134H137V133H140V132H143V133H145V131H148L147 129H149V127L148 126H144L146 123H142V127L143 128H147L145 131H143L144 129L142 128V127H138V125L139 126H141L139 123H141V122H143L144 120H148V119H151L150 121H151V126L154 128H151L152 130V132L154 131V133L156 132L155 131V128H157V127H155V124H158V118H160L159 117V115L160 114H162V116H161V118L162 119H159L162 123H163V127H162V123L161 122H159V124L161 125V126H159V127H162L161 129H158V130H161V131H159V133H161L162 135H158V136H161V137H158L157 136V133L158 132H156V134H154V133H152V138H150V141H148L149 140V137H148V139H147V141L148 142H151V139H152V141H153V137H154V140L155 141H153V147H154V149H153V147H151L150 149H152L151 151L150 150H148V148L146 149L145 148V151L146 150H148V154L150 153V152H152V154H154L155 152H157V150H155V148L159 145V143H160V140H158L159 142H157L156 143V139L155 138H157V139H162V141L161 142H163V144L160 146V148L161 147H163V152H162V148L159 150V148H158V150L161 152H159V154L160 155H156V154H154V156L157 158V156H162V158L161 159H163V157L164 158H166V160L164 159L163 161H169L170 162V164L172 163V162H175V163H177V164H175V163H172V164H175L176 165V167L175 168H179V167H181V166H179L178 164H179V159L178 158H175V160H173L174 159V155H173V153H175V152H177L176 150L178 149V147H180L181 146V144L182 143H184V142H186L185 140H189V139H191V137H192V139L193 140H195L194 142H196L195 144L196 145H194V146H198L197 144H201V146H199L200 147V149L202 148V150H203V152H205L207 149H208V147H210V146H208V145H206L207 146V149L205 150L204 149V147H205V145L202 147V141H200L199 139H201V138H199V135L200 136H202L203 135V137H205V139H207V135L209 134V128H211V127H206L207 126V124H205L203 121L205 120L204 118L205 117H207V115L209 114V112H211V110H213V111H216V106H214V104L216 103V102H218L219 100H222L223 101V98L221 99V95H220V98L217 100V96L219 97V94H220V91H222V93L224 92H228V91H231V92H229L228 93V95H226V96H230V97H234V95L233 94H235V91L237 90V95L239 94V95H242V97H243V92L240 94L238 91H240L239 90V88H242L241 90H243L244 91V89H245V93H244V96L246 97H243V101H244V98H245V100H247V99H250V101L251 102H248V104H250V107L252 106V104H254V102L253 101H255V100H253L252 101V99L250 98V97H252L253 96V94L254 93H256V89L258 90V87L262 90V89H264V87L262 86V85H264V0H192V1H189V0H150V1H148L147 0V3L149 2V4H147L146 2V4L147 5H143V3H144V1L143 0H137L136 1V3H138L139 5L140 4H142V5H140V6H142V8H140L139 10H140V12H139V14H138V18H137V16H135L136 17V21L135 20H133L132 22H133V24H135V26L133 27V32H132V30H130L131 28H129V30L128 29H126L127 31H131V33L132 34H130L131 36L133 35L134 36V38H136L137 40H135V42L133 41L134 39H131L132 41H133V43L134 44H136V45H133V43H132V41H130V40H127V39H130V38H132L129 34V38L127 37V36H125V37H123V38H125V41L127 40V41H129V42H131V46H125V45H128L126 42H124L123 40L121 41V39H120V41H121V45H122V43L123 44H125L124 45V49L122 50V52H121V54L120 55H118V57H117V63L116 62H114L113 64L111 63V60H112V54H113V52L112 51H109V52H104L103 54H101L100 56H98V57H95L97 54L95 53V49H96V47H97V45L99 44V42H101V41H106L107 39H109V38H107L108 36H113L112 34H114L115 32L114 31H116V29L118 28V27H120V25H121V23L122 22H120V20L122 21V19H118V18H116V17H123V16H126V15H123L124 14V12L125 11H130V7H132V9L133 10H135V9H138L139 7H138V5H137V8L135 7L136 6V3H134V5H131L130 3H132L133 4V1L131 2V1H129V0H124L125 2V5L124 4H122V3H119ZM130 2L129 3V5H130V9H128V4H127V2ZM140 2V3H139ZM143 2V3H142ZM144 3V4H145ZM117 4H121L122 5V7H120V6H118ZM124 5V6H123ZM115 7V8H114ZM134 7H135V9H134ZM90 10V13H91V16L88 14L87 16L85 15L86 14V12L85 11H87V10ZM116 9V10H115ZM127 9V10H126ZM11 10V9H10ZM133 10H131L130 12L131 13H133L132 11ZM187 10L189 11H192V13L195 15V14H197V16H198V19H200V20H202L201 22H204L203 24L204 25H206V24H208L209 22H210V26L209 27H211L210 28V31L208 30V29H206V30H208V32L207 33H205V32H203V33H205L204 35L205 36H207V34H209L208 35V38L210 39V43L208 44L209 46H204V44H203V46L204 47H202L201 45H202V43H201V49H202V51L201 50H199L198 51V49H196V48H194L196 45H198V47L197 48H199L200 49V46H199V44H196L195 46H193V51H197L196 53H195V55H192V54H194V53H192L191 54V52H193L192 51V49H191V42L189 41V40H187V38H188V36L190 35V32L189 31H187V32H189L187 35V38H185L186 36H184V40H183V42L182 43H180V42H178V43H180L179 45H176L177 43V41L175 40V38H173L175 41V45H173V44H171L170 43V41H168V40H170L171 38V35L170 34H172L173 33V31L171 32V31H169L168 30V28H166V29H164V30H161L162 29V26H165V21H167L166 22V25H168V27L170 26V24H172V23H174V20H175V23L176 22H178L177 20H178V18H179V21H180V19L184 16V15H186V12H187ZM261 10V11H260ZM124 11V12H123ZM189 11V12H190ZM258 11H260L259 13H258ZM262 11H263V13H262ZM65 12H67V13H65ZM129 12V13H130ZM195 12V13H194ZM257 12V13H256ZM14 13V14H15ZM85 13V14H84ZM123 13V14H122ZM125 13H128V12H125ZM130 13V14H131ZM136 13H138V10H137V12ZM191 13V14H192ZM49 16H48V15ZM64 14H66L65 16H64ZM122 14V15H121ZM129 14V15H130ZM134 15H136L135 14V11H134V13H133ZM133 14H131L130 16H132ZM190 14V15H191ZM256 15V17H254L253 18V16H255ZM262 14V15H261ZM61 15V16H60ZM81 15L83 16H85L84 18H88L89 19V21H90V18L89 17H91L92 18V20H93V27H88V26H92V24L91 25H88V24H90L89 23V21H88V23H86L85 22V24H86V29L87 28H89V29H85V31H87L88 33H89V35H90V38L89 37H87L86 36V34H87V32H86V34L85 35H83V32L81 31V29H79L80 31L79 32H82V33H75L76 31H78V30H75L72 26H73V22L76 20V18H77V20H78V17L80 16L81 17ZM120 15V16H119ZM128 15V16H129ZM133 15V16H134ZM259 15H261L260 17H259ZM64 16V17H63ZM89 16V17H88ZM132 16V17H133ZM182 16V17H181ZM192 16V15H191ZM8 17H9V15H8ZM12 17H10V20H11V18ZM60 18L63 22H61L62 23V25H60V28L63 26L64 28L66 27V26H68V25H71V27L74 29V32L72 33V31L73 30H71V32L69 31V28L67 27L66 28V31L64 32L65 34L67 33V35L66 36H64L65 38H62V40H59V38L61 39V37L59 36L58 37V35L59 34H64L62 31L63 30H65V29H61L62 31H61V33H59L58 34V32H57V38L58 39H55V37L53 38L54 40H51V39H46L44 42V45L41 43V42H43V41H41V42H39V38H38V36H39V33H41L40 31L41 30H45V28H47V27H49V26H51V23H54V22H56L55 20H57L58 21V19L57 18ZM62 17V18H61ZM186 17H187V15H186ZM14 18H16V19H14ZM64 18V19H63ZM116 18V19H115ZM251 18H253V19H255L254 21H253V19H252V26H250V23H251ZM59 19V20H60ZM114 19H115V21L117 22V20H119V22H120V25L119 24H117L118 25V27L117 28H115V30L114 29H111V27H114L115 25L114 24H112L111 22H113L114 21ZM125 19V21H127V22H129L130 24H128V23H126V24H124V20H123V24L125 25V26H127V24H128V26H130V25H132V23H131V20L129 21V20H127V18H124ZM165 19H167V20H165ZM170 19H173L172 21L170 20ZM182 19H184V18H182ZM181 19V20H182ZM197 19V20H198ZM77 20L75 21V22H77ZM81 20H83V18H81ZM91 20V21H92ZM165 20V21H164ZM220 20H222V23L220 22ZM54 21V22H53ZM80 20H78V22H79ZM83 21H86V20H83ZM82 21V22H83ZM114 21V22H115ZM168 21H170V22H172V23H170V22H168ZM193 21V20H192ZM118 22V23H119ZM164 22V23H163ZM208 22V23H207ZM250 22V23H249ZM57 23V22H56ZM56 23H54V24H56ZM61 23H57L58 25L59 24H61ZM81 23V22H80ZM161 23H163V24H161ZM168 23V24H167ZM182 23V22H181ZM180 23V24H181ZM206 23V24H205ZM68 24V25H67ZM84 24V23H83ZM82 24V25H83ZM162 25V26H160V25ZM180 24H176V26L178 25V27H179V25ZM64 25H66V26H64ZM81 25V26H82ZM88 25V26H87ZM157 25H158V27H157ZM255 25V26H254ZM75 26H77L76 24H75ZM74 26V27H75ZM105 26V27H104ZM160 26V27H159ZM191 25H189V27H190ZM198 26V25H197ZM56 27H58L57 25H55V28ZM105 29H104V28ZM116 27V26H115ZM122 27V26H121ZM121 27L119 28L120 30H121ZM173 27V26H172ZM201 27V26H200ZM207 27H208V25H207ZM206 27V28H207ZM253 27V28H252ZM51 28H53V26H51ZM51 28H49V29H51ZM59 28V27H58ZM82 28H83V26H82ZM91 28V29H90ZM102 28H103V31H102ZM124 28H126V27H124ZM124 28H122L123 30H124ZM128 28V27H127ZM145 28V29H144ZM147 28V29H146ZM170 28V27H169ZM2 29L5 31V32H2ZM49 29H48V31H49ZM57 29V28H56ZM71 29V28H70ZM111 30V32H108V31H110ZM144 29V30H143ZM182 29V28H181ZM186 29V28H185ZM189 29V28H188ZM39 30V31H38ZM52 30H54V29H52ZM70 32V33H72V34H70L68 31ZM83 30V29H82ZM88 30H90V31H88ZM126 30L125 31H123V32H126ZM147 31V33L145 32V33H143L142 34V32L143 31ZM172 30H173V28H172ZM175 30V29H174ZM178 30V29H177ZM180 30V29H179ZM182 30H184V26H183V29ZM190 30V29H189ZM35 31V32H34ZM37 31H38V33H37ZM48 31H46V32H48ZM51 31V30H50ZM49 31V32H50ZM56 31V30H55ZM57 31H60L59 29L57 30ZM85 31H84V33H85ZM138 31V33L139 34H141L142 35V37H140L139 38V40H138V36H135L136 34H134V33H136ZM202 31H205V27H204V30H202ZM202 31H201V33H200V35L202 34ZM34 32V33H33ZM52 32V31H51ZM106 32V33H105ZM114 32V33H113ZM184 32V31H183ZM3 33V34H2ZM43 33V32H42ZM69 33V34H68ZM116 33H118V31H116ZM116 33H115V35H116ZM122 33V32H121ZM127 33L128 32H126V35H127ZM137 33V34H138ZM35 35V37H34V35ZM36 34L38 35L37 36V39H36ZM46 34V33H45ZM51 34V33H50ZM108 34V35H107ZM123 34V33H122ZM125 34V33H124ZM145 34V35H144ZM41 35H43L44 36V34H41ZM114 35V36H115ZM121 35V34H120ZM168 35H170V36H168ZM183 35V34H182ZM192 35V34H191ZM204 35H202L203 37L201 38V36L200 37H197L195 40L193 39V42H194V44L196 43V40H198V38L199 39H203L204 38ZM140 36V35H139ZM177 36V35H176ZM51 37H53V36H51ZM87 37V38H86ZM92 37V38H91ZM116 37H118V35H116ZM116 37H113V39L116 41L117 39H115ZM122 37V35L120 36V38ZM127 37V38H126ZM168 37H169V39H168ZM193 37V36H192ZM67 38V39H66ZM177 38V37H176ZM194 38V37H193ZM207 37H206V39H208ZM94 39V40H93ZM167 40V42L165 41V40ZM172 39V40H173ZM178 39V38H177ZM180 39V38H179ZM191 39V38H190ZM3 40H5V41H3ZM36 40H38V43H40V44H42L43 45V47H42V49H40L39 48V46H42V45H40V44H38L37 46H38V48L36 47V49H38V50H36V49H34V51H32V49L35 47V45H36V43H37V41ZM57 40H59V41H57ZM113 40V41H114ZM181 41H182V39H180ZM179 40V41H180ZM0 41V42H1ZM20 41V42H19ZM33 41H35V42H33ZM50 42V43H47V42ZM57 41V42H56ZM118 41H119V39H118ZM119 41V42H120ZM138 41V42H137ZM3 42H5V43H3ZM137 42V43H136ZM198 43H199V40L197 41ZM202 42V41H201ZM18 43V44H17ZM20 43H22V44H20ZM117 43V42H116ZM147 43V44H146ZM21 46H20V45ZM114 44H115V42H114ZM120 44V43H119ZM143 44H146V50L144 49V47H143ZM193 44V45H194ZM33 45H34V47H33ZM108 45H111L110 43H108ZM108 45L107 46H105L104 48H109L108 47ZM115 45H118V44H115ZM114 45V46H115ZM205 45H207V43L205 44ZM14 46V47H13ZM19 46L21 47V49H19ZM134 48H133V47ZM140 46H142L143 47V50H142V48L140 49L139 47ZM157 46H158V48H157ZM116 47V46H115ZM120 48V46H117L116 48ZM122 47H123V45H122ZM126 47V48H125ZM29 48V49H28ZM101 48H102V46H101ZM136 48H139L140 50H142V51H146V53L144 54V52H143V58H142V52L141 51H138V52H141L140 54V56H141V60L139 61L137 58H138V56H136V54H138L139 55V53L137 52V50H136V53L133 55V56H136L135 57V59H136V63L135 62H133V63H135V66H141V67H143L144 66V64L145 63H147L148 61L149 62H152V61H154L153 60V58H157V57H155V56H157V53L158 54H160L159 56H160V58L158 57V59L156 60V61H154L153 63H151L152 65H153V67L152 66H150V68L152 67V70L151 71H149L148 70V78L146 77L145 78V82L143 81V78H141V76H140V74L143 72V71H141L140 72V74H139V76H140V78L138 79V74L135 72V73H133L134 75H125V76H123V77H121L124 73H122V71L121 70H123V69H119V65H120V63H121V60L126 56V54L128 53V52H131V54H133V52L135 51V50H132V49H136ZM161 52L162 51V53H160V52H157L156 53V50L157 49ZM161 48H162V50H161ZM188 48H190V50L188 51ZM25 49H27L26 51H25ZM31 49V51H32V53L30 54V52H29V50ZM40 49V50H39ZM138 49V50H139ZM156 49V50H155ZM35 50H36V53H34L35 52ZM44 50V51H43ZM97 50V49H96ZM157 50V51H158ZM11 51V52H10ZM42 51H43V53H42ZM133 51V52H132ZM153 51L155 52V55H153L154 53H153ZM191 51V52H190ZM96 52H99V51H96ZM220 52L221 53H223V54H221V56H219V58H221L219 61H218V59H216V60H214L215 59V57H214V53L218 56V55H220ZM1 53V52H0ZM11 53V54H10ZM153 53V54H152ZM14 54H15V51H14ZM43 54V55H42ZM191 54V55H190ZM2 53H1V59L0 60H2L3 62L2 63H0L1 65L2 64H4V60L2 59V58H4V56L2 57ZM17 55V54H16ZM16 55H15V57H16ZM215 55V56H216ZM21 56H23L24 57V55H21ZM140 56H139V58H140ZM154 56V57H153ZM43 57H44V59H43ZM192 57V62H190L189 61V63H188V60H190L189 58H191ZM214 57V58H213ZM4 58V59H5ZM5 59V60H6ZM17 59L19 60L20 59V57H18L17 56ZM12 60V61H13ZM21 60H22V58H21ZM130 60V59H129ZM131 60H133V59H131ZM17 61V60H16ZM32 62V63H31ZM132 62V61H131ZM6 63V61H5V64H4V66L7 64ZM19 63H21V62H19ZM35 63V64H34ZM14 64H15V62H14ZM3 66V67H4ZM6 66H8V65H6ZM5 66V67H6ZM11 66H12V64H11ZM84 66V67H83ZM128 66V65H127ZM148 65H145V67H147ZM149 66L147 67V69L149 68ZM2 67V68H3ZM4 67V69H2L3 71H5V69L6 70H9V69H7V68H5ZM9 67V66H8ZM13 67V66H12ZM17 67V66H16ZM15 67V68H16ZM19 67V66H18ZM17 67V68H18ZM21 67V66H20ZM25 67L27 68L28 66L27 65H25ZM28 67V68H29ZM83 67V68H82ZM131 68H132V66H130ZM1 68V67H0ZM14 67L13 68H11V69H15ZM130 68V72H132L131 70L133 69H131ZM149 68V69H150ZM181 68V71H180V73H179V69ZM135 69H137V68H134V70ZM146 68H144V70H145ZM252 69H257L256 70V72H258V74H259V76H257V77H253L252 75H255V74H252L250 77V83H249V80L247 81V74H245V76H246V78H245V81L243 80L242 81V78H244L245 76H244V73H248V70L250 71V73L249 74H251V70ZM20 69L18 68V70L17 71H19ZM97 70H99V71H101L100 73H99V71H97ZM118 70H119V72L121 71V73L122 74H119V72H118ZM126 70V69H125ZM133 70V71H134ZM141 70V69H140ZM15 71V70H14ZM21 71V70H20ZM127 71V70H126ZM136 71V70H135ZM178 71V72H177ZM246 71V72H245ZM6 72V71H5ZM5 72H3V73H5ZM22 73H23V71H21ZM97 72H98V74L99 75H97ZM178 73V75H177V73ZM254 72H255V70H254ZM2 73V72H1ZM7 73V72H6ZM77 75H76V74ZM144 73V72H143ZM143 73H142V75H143ZM8 74V73H7ZM7 74H3V75H6L7 76ZM27 74H25V75H27ZM21 75V74H20ZM75 75V76H74ZM2 75L0 74V77H1ZM23 76H24V74H23ZM146 76V75H145ZM145 76H142V77H145ZM13 77H15V76H13ZM20 77V76H19ZM117 77V78H116ZM8 78V77H7ZM12 78V77H11ZM33 78V79H32ZM76 78V77H75ZM92 78H94L93 80H92ZM114 78V79H113ZM116 78V79H115ZM112 79V80H111ZM150 79V81H152V82H150V84H151V86H149V81H148V85L146 84V81L147 80H149ZM152 79V80H151ZM249 79V78H248ZM1 80H2V78H1ZM21 80H22V78H21ZM76 80H77V78H76ZM143 82H142V81ZM262 80H263V84H262ZM78 81V80H77ZM141 81V82H140ZM247 81V87L246 88H244L245 86H246V82ZM88 82V84H85V83H87ZM90 82V83H89ZM115 83V84H113V85H115V86H117L118 85V83ZM241 82H244L245 83V85H244V83H241ZM78 83V82H77ZM252 83H255V84H253V87L251 86V84ZM117 84V85H116ZM146 86H145V85ZM260 84H261V86H260ZM3 85V84H2ZM142 85V86H141ZM240 85H242L243 87H239L238 88V86H240ZM119 86L117 87V89L119 88ZM3 87V86H2ZM5 87V86H4ZM7 87V86H6ZM77 88H78V86H77ZM148 88V89H147ZM238 88V89H237ZM5 89V88H4ZM121 89H123V92L126 94V92L125 91H127V90H124V88H121ZM108 90H110V89H108ZM119 90H120V88H119ZM1 91H3L2 90V88H1V90H0V93H1ZM12 91V90H11ZM129 91V90H128ZM10 92V91H9ZM259 91H257V93H258ZM263 93H261V91H260V93H258V97L260 98V96H259V94L261 95L262 94V100L264 99L263 98V95H264V90L262 91ZM5 93H6V91H5ZM12 93H14L13 91H12ZM158 93V97H156V99H158L156 102L154 101V99H153V101H151L152 103L154 102V105L156 104L157 106H159V107H161V109L159 108V107H157L158 109L156 110V112L157 111H159V112H157V113H155V108H156V106H154V105H152V103L151 102H148L149 104L148 105H152L154 108H153V111H151V109H152V106H150V107H148L146 104H145V101L144 100H148V101H150L152 98H153V96H155V94H157ZM4 94V93H3ZM10 93H8L7 92V97H8V95H9ZM2 95V94H1ZM5 95V94H4ZM11 95V94H10ZM14 95H15V93H14ZM14 95H12V96H14ZM107 95V94H106ZM231 95H233V96H231ZM239 95L237 96V97H239ZM3 96V95H2ZM1 96V97H2ZM124 96V97H123ZM223 96H225V95H223ZM222 96V97H223ZM225 96V98H227ZM0 97V99L1 100H4L3 98H4V96H3V98H1ZM7 97H5V99L7 98ZM106 97V96H105ZM109 97V96H108ZM107 97V98H108ZM145 97H147V98H145ZM152 97V98H151ZM237 97H236V99H237ZM248 97V98H247ZM12 100H13V97H10ZM9 97L7 98V100L8 99H10ZM110 98V97H109ZM110 98V99H111ZM142 98V99H141ZM144 98V99H143ZM151 98V99H150ZM106 99V98H105ZM104 99V100H105ZM236 99H233L234 101H237V102H234V103H237L236 105H238L239 107H240V103L242 104V103H244L241 99L242 98H238L237 100ZM103 100V101H104ZM120 100V99H119ZM146 100V101H147ZM240 100V101H239ZM260 100H261V98H260ZM105 101H107V100H105ZM104 101V102H105ZM124 101H126V98H125V100ZM142 101V104H141V106H143V108L145 107V108H147V110H148V112H147V110H146V112L144 111L145 110V108L144 109H142V107H139V103L138 102H141ZM144 101V102H143ZM227 101V100H226ZM222 102V103H220V102H218L219 104H223V103H226L227 105H226V111L228 110V111H231V113L232 114H234L235 112L234 111H232V110H230L231 109V107H234V106H236L234 103H232V105L233 106H230V108H228L227 106H228V104L230 105V103L232 102V99H229V101H227V102ZM238 101H239V103H238ZM242 101V102H241ZM264 101V100H263ZM1 102H3V101H0V103ZM7 102L9 103L10 102V100L9 101H6V104H7ZM25 102V101H24ZM247 101H245V103H246ZM256 102V101H255ZM4 104H5V100H4V102H3ZM12 103V102H11ZM106 103V102H105ZM147 103V102H146ZM218 103H216L215 105H217ZM2 104V103H1ZM0 104V105H1ZM3 104V105H4ZM5 104V105H6ZM13 104V103H12ZM40 105V106H43V104H44V106H45V108L44 107H41L40 108V106H38V105ZM144 104V105H143ZM219 104H218V106H219ZM248 104H243L241 107H242V109L243 108H246L245 107V105H247V107L248 108H246V109H251L249 106H248ZM258 104V102H256V104H254V105H257ZM263 104H264V102H263ZM262 104V105H263ZM2 105V107L4 108V106ZM14 105V104H13ZM27 105H28V103H27ZM123 105H125L124 107H123ZM38 106V110H36L37 107ZM103 106V107H104ZM121 106H122V108H124V109H122L121 108ZM214 106V107H213ZM222 106H225V105H222ZM237 106V107H238ZM244 106V107H243ZM259 106H260V104H259ZM1 107V108H2ZM17 108L19 107L18 105L16 106ZM16 107H14V108H16ZM30 107V109L29 110H32V108ZM137 107V110L139 109H141L139 112H142V114L140 113V114H138L139 112H137V110L135 109ZM255 107V106H254ZM263 107H264V105H263ZM0 108V109H1ZM3 108H2V110H3ZM13 108V109H14ZM24 108V109H23ZM110 108V109H109ZM215 110H214V109ZM220 108H221V106H220ZM220 108H217V111H218V109L220 110ZM228 108V109H227ZM236 108V107H235ZM252 108H253V106H252ZM256 108V107H255ZM260 108H261V106H260ZM8 109V108H7ZM7 109H4L5 111L7 110ZM19 109H20V107H19ZM19 109H16V110H19ZM47 109V108H46ZM50 109V108H49ZM53 109V108H52ZM56 108H54L53 110H55ZM101 109V108H100ZM136 110V112H135V110ZM241 108H238V110H239V112H236L237 114H241V111L242 110H240ZM1 110V111H2ZM10 110V109H9ZM32 110V111H33ZM35 110H36V112H35ZM39 111L38 113H40V114H42V113H44L43 111L44 110H42V111ZM58 109H56V111H57ZM59 113H58V111L56 112V114L58 113V115H60V113H61V108H59ZM161 110V111H160ZM171 110V111H170ZM234 110V109H233ZM251 110H254V108L253 109H251ZM0 111V115H1V112ZM22 111H19V112H21L22 113ZM100 111H98V112H100ZM104 111H105V113H104ZM120 111H122V112H120ZM150 111V112H149ZM235 111H237V108H236V110ZM8 112V111H7ZM45 112H47V110L45 111ZM49 112V111H48ZM63 112H65V111H62V113ZM132 112V113H131ZM133 112H135L137 115H139V116H137V115H135V117L132 115L133 114ZM145 112V114H143ZM170 112H174V114H177L178 113V115H180V122H179V124L176 122V116L174 117L173 116V118L175 119L174 120V122H176L177 123V125H178V127H179V129L177 128V125L176 124H174L173 123V118L171 117V113ZM219 112V111H218ZM244 112H245V109H244ZM242 113V114H245V113ZM257 112V111H256ZM12 113V112H11ZM23 113V114H24ZM27 113H25L24 115H26ZM61 113V115H63V118L65 117L64 115L65 114H62ZM97 113V112H96ZM95 113V114H96ZM134 113V114H135ZM160 113V114H159ZM257 113H260L259 112V109H258V112ZM261 113H262V111H261ZM260 113V114H261ZM20 114V113H19ZM40 114H38V115H40ZM48 114V113H47ZM98 114V116H96L95 118H94V121H93V123H95L94 125H90V127H92L91 128V130H90V132H88L89 131V129L87 128V129H85L86 127H89V126H86L85 128H84V124H82V127L81 126H79L80 128H84L83 130H85V133H83V132H79V133H76V131L77 130H75L74 131V129L72 130L73 131V133H71V135H69L70 136V140H69V143L68 144H70V143H74L75 141L74 140H76V139H78V138H81V137H79V136H84V137H86V136H88L89 138H92V135H94V133H95V130H97L98 129V127L97 126H101V122L99 121V120H101L100 118H101V113H97ZM157 114V115H156ZM173 114V115H174ZM214 114H217V112H215ZM248 114H251L250 113V111H248V112H246V115H244L243 117H248V116H250V115H248ZM260 114H258L259 116H261ZM3 116H5V117H7V116H9V115H7L6 116V113L5 114H2ZM12 115V114H11ZM35 116V120H36V114H34ZM58 115L56 116V115H54L53 117L55 118H53L54 120H55V122H57V124L55 125L54 124V121H52L53 119H52V117H49V116H47V117H49L48 119H49V121H48V119H46L45 120V113H44V120L46 121V122H50V124H49V126L50 125H52L53 124V127L51 126V128L50 127H48L47 125H48V123H45V121H44V124H47V125H45L46 126V128L48 129V128H50V131H49V129H48V131L49 132H47V133H49V134H51L50 132H51V130L52 129H54V132L55 133H57V138L59 139H62L63 138V136H64V139H65V135H64V133L67 131V129L68 130H71L69 127H71V126H67L68 124L69 125H72V127H73V124H70L71 122V118H69V116L66 118H62L63 119V121H62V119L61 118H59L58 117ZM94 115V114H93ZM100 115V116H99ZM131 115H132V117L133 118H137L138 120H137V122H135V124H132L131 123V125L129 124V125H126V124H128L129 123V121L131 122V120H129V118H131ZM140 115H142V117H140ZM155 115H156V117H155ZM248 115V116H247ZM40 116H42V115H40ZM40 116H39V118H40ZM103 116V115H102ZM137 116V117H136ZM154 116V117H153ZM210 116H212L211 114H210ZM209 116V117H210ZM219 116V115H218ZM253 115L251 114V117H252ZM262 116H264V114H262ZM5 117H3V119H5ZM27 117H28V115H27ZM43 117H42V119H43ZM58 119H57V118ZM60 117H62V116H60ZM94 117V116H93ZM92 116H91V118H93ZM99 117V120L97 119ZM228 117H229V119L231 120V119H233V118H230V116L228 115ZM227 117V118H228ZM237 117H238V115H237ZM240 117V116H239ZM241 117H242V115H241ZM251 117H249L248 118V121L250 120V123H251V121H252V123L254 122L253 120H251L252 118ZM0 118H2V117H0ZM16 118V117H15ZM25 118H26V116H25ZM29 118V117H28ZM31 118V117H30ZM153 118H156L157 119V121H155V119H153ZM177 118H178V116H177ZM211 118H214V117H211ZM226 118V119H227ZM251 118V119H250ZM253 118H255L254 116H253ZM7 119V118H6ZM5 119V120H6ZM18 119V118H17ZM34 119V118H33ZM33 119H31V120H33ZM41 119V121H43ZM90 119V118H89ZM96 119H97V122H96ZM237 119V118H236ZM245 119V118H244ZM13 120H15V121H18V120H16V119H13ZM39 119L37 118V120L36 121H38ZM57 120V121H56ZM58 120H60V121H58ZM92 120L93 119H91V121L90 120H87V121H89V122H92ZM129 120V121H128ZM146 120V122H148ZM210 120V123H211V119H209ZM214 120V119H213ZM216 120V119H215ZM214 120V121H215ZM237 120H240V119H237ZM243 120V118H241V121H239L240 123H238L236 126H238L239 125V127H244V125H242V123L241 122H243L242 121ZM256 122H254V124H258V122H259V120L257 121L256 120V118L254 119ZM21 121V120H20ZM23 122H24V120H22ZM21 121V122H22ZM51 121H52V124H51ZM109 121V123H107ZM128 121V122H127ZM152 121H154L155 122V124H154V122L152 123ZM177 121H179V120H177ZM232 121V120H231ZM3 122H4V120H3ZM9 122V120L6 122V123H8ZM20 122V123H21ZM34 122V120L32 121V123ZM59 122V123H58ZM89 122H88V124H89ZM98 122H100V123H98ZM113 122H115L114 124H113ZM157 122V123H156ZM227 122V121H226ZM233 122H234V120H233ZM232 122V124H234ZM2 123V122H1ZM5 123V122H4ZM18 123V122H17ZM25 123V122H24ZM22 124V127H24L25 126V124H27V123H25V124ZM35 123V122H34ZM33 123V124H34ZM36 123H40L39 124V126L40 125H42L43 123L42 122H40V120H39V122H36ZM42 123V124H41ZM217 123H219L220 124V122H217ZM249 123V124H250ZM3 124V123H2ZM9 124H11L10 122L8 123V124H6V128H7V125L9 126ZM43 124V125H44ZM86 124H87V122H86ZM97 124V125H96ZM113 124V125H112ZM124 124L127 126V127H125V129L124 128H121V127H124ZM144 124V125H143ZM152 124H154V126L152 125ZM202 124V125H201ZM214 123L212 122L211 123V125L212 126H215V127H219V126H217V124H216V122H215V124L213 125ZM230 124V123H229ZM228 124V125H229ZM244 124H246V123H244ZM253 124V125H254ZM20 125V124H19ZM19 125L17 126V127H19ZM24 125V126H23ZM42 125V126H43ZM147 125H150L149 124V122H148V124ZM175 125V127L178 129V130H176L175 129V127H173ZM204 125V126H203ZM260 125V124H259ZM261 125L262 126H257V125H254V126H256L255 128L256 129H254L253 130V128H251V130L252 131H250L251 133L252 132H254V133H252L253 134V138H252V142L254 143V145L256 144V145H260L261 146V143L263 144V142H264V123H263V121H262V123H261ZM14 126V125H13ZM30 126H31V124H30ZM34 126V125H33ZM32 126V127H33ZM45 126H43V127H45ZM200 127V130H203V129H206L207 130V132L206 133H204L203 134V132L204 131H202V134L199 132V127ZM202 126V127H201ZM223 126H224V124H223ZM225 126L227 127V124H225ZM224 126V128H226ZM250 126H251V124H250ZM2 127V126H1ZM10 127V126H9ZM26 127H27V125H26ZM79 127H77V128H79ZM103 127H104V125H103ZM141 128V130L142 131H140V129H139V132H138V128ZM203 127H206V128H203ZM221 127V126H220ZM229 127H231V129H235V126L233 125V127L231 126V125H229ZM228 127V128H229ZM252 127V126H251ZM5 128V127H4ZM5 128V129H6ZM76 128V129H77ZM79 128V129H80ZM97 128V129H96ZM108 128V127H107ZM174 128V129H173ZM37 129V128H36ZM45 129V128H44ZM44 129H41V130H44ZM104 129H105V127H104ZM219 128H217V130H218ZM227 129V128H226ZM237 129H239L238 127H237ZM2 130H3V128H2ZM7 130V129H6ZM13 130H15V129H13ZM17 130H19V129H17ZM30 130H31V128H30ZM33 130V129H32ZM87 130V131H86ZM157 130V131H158ZM241 131L242 130H244L243 128H241L240 129ZM5 131V130H4ZM81 131V130H80ZM97 131H99V132H101V128H100V130H97ZM107 130L105 129V132H106ZM112 131V130H111ZM110 131V132H111ZM151 131H150V129H149V133L148 132H146V135L145 136H147L148 134V136H150V133H151ZM190 133L191 132V134L189 135L188 134V137H190V138H187V135H186V133H188V132ZM245 131V130H244ZM29 132V131H28ZM27 132V133H28ZM31 132V131H30ZM29 132V133H30ZM33 132V131H32ZM69 132V131H68ZM75 132V133H74ZM107 132H109V131H107ZM124 132V133H123ZM127 132H129L130 133V130L129 131H127ZM186 132V133H185ZM197 132V133H196ZM249 132V131H248ZM28 133V134H29ZM38 133V132H37ZM129 133H127L128 134V136H129ZM158 133V134H159ZM192 133H196L197 135L196 136H198V140L196 141V139H197V137L195 136L194 138H193V136H194V134L192 135ZM200 133V134H199ZM245 133V135H246V133H247V131L246 132H244ZM27 134V135H28ZM33 134V133H32ZM39 134V133H38ZM40 134L43 136L44 135V133L42 134V132H40ZM109 134V133H108ZM127 134H125V136L126 137H128L127 136ZM133 134V135H132ZM155 136H154V135ZM218 134V132L215 134V136H213L214 137V139H215V137L217 138V139H219L220 138V136H223L224 134H223V132H222V134L220 133V136L218 137V136H216ZM239 134V133H238ZM5 135V134H4ZM10 135V134H9ZM15 135V134H14ZM26 134H25V136H27ZM40 135V136H41ZM46 135V134H45ZM59 135H63L62 136V138H61V136H59ZM111 134H109L108 135V139L111 141L112 139H110L109 138V136H110ZM115 135H113V136H115ZM121 135H120V137H121ZM144 134H142V136H143ZM185 135H186V139H184L185 138ZM192 135V136H191ZM229 134H227V136H228ZM231 135V134H230ZM242 135V134H241ZM32 135H31V133H30V137H31ZM35 136H37V134H36V132H35ZM41 136V137H42ZM47 136L49 137L50 135H48L47 134ZM112 136V137H113ZM124 135L122 136V138L123 137H125ZM137 136H138V138H137ZM150 136V137H151ZM157 136V137H156ZM183 136H184V138H183ZM207 136V137H206ZM239 136V135H238ZM243 136H244V134H243ZM243 136H241L242 137V143H245L244 141H245V139L244 138H247L248 136L246 135V137H244L243 138ZM252 136V135H251ZM3 137V136H2ZM13 137V136H12ZM28 137H29V135H28ZM97 137V136H96ZM107 137V136H106ZM111 137V138H112ZM116 137V136H115ZM115 137H113V140H115V141H118L120 138L118 137V139H117V137L115 138ZM202 137V138H203ZM213 137H211L212 138V141L211 142H213L214 143V139H213ZM231 136H229V138H230ZM7 138V137H6ZM32 138V137H31ZM33 138H34V136H33ZM38 138V137H37ZM43 138H44V136H43ZM42 138V139H43ZM50 138V137H49ZM48 138V139H49ZM102 138H103V136H102ZM115 138V139H114ZM121 138V142L124 144V139L126 140L127 138H124V139H122ZM143 138H145V137H143ZM182 138V140H180ZM224 138V137H223ZM226 138V137H225ZM249 138V137H248ZM248 138H247V144L249 143V140H248ZM250 138V139H251ZM4 139V138H3ZM36 139V138H35ZM34 139V140H35ZM39 139V138H38ZM41 139V138H40ZM48 139L46 138V140L48 141ZM54 139V138H53ZM52 139V140H53ZM58 139H57V141H58ZM59 139V140H60ZM83 139V138H82ZM117 139V140H116ZM131 139L129 138V140L131 141ZM140 139V141L141 140H143L144 142H145V140L144 139H141V137L139 138ZM191 139V142H193V140ZM205 139H201V140H205ZM216 139V140H217ZM230 139H232L233 140V138H230ZM237 139H239V138H237ZM9 140H11V137H10V139ZM30 140H32V139H30ZM37 140V139H36ZM129 140L124 144V145H126V146H130V144L128 143L129 142ZM184 140V141H183ZM187 140V142L186 143H188L189 141ZM208 140V139H207ZM226 140V139H225ZM224 140V141H225ZM235 140V139H234ZM239 140H241V139H239ZM4 141H5V139H4ZM40 141V140H39ZM39 141H37V142H39ZM42 141V140H41ZM65 142H67V140H64ZM72 141H74V142H72ZM99 141H101V140H99ZM110 141H108L107 140V138H106V140L105 141H103V143H102V146H103V148H105V147H107L108 146V144H110V146H111V144H115V141H113V142H111L110 143ZM141 142V143H143V144H141V145H145V147L147 146V147H150V146H152L151 145V143H149V145L147 144V143H144V142ZM146 141V142H147ZM209 141V140H208ZM207 141V142H208ZM220 141H222L221 139H220ZM230 141V140H229ZM227 142V143H230V142ZM8 142V141H7ZM37 142H36V144H37ZM43 142V141H42ZM42 142H41V144H42ZM48 142H50L51 143V141H48ZM53 142V141H52ZM120 142V143H121ZM132 142V141H131ZM139 142V141H138ZM154 142L156 143V145L154 144ZM198 142H201V143H198ZM210 141H209V143H207V144H209V145H211L212 143H211ZM237 142L238 143H240L238 140H237ZM251 142V144H250V146L253 144ZM35 143V142H34ZM40 143V142H39ZM44 143V142H43ZM49 143V144H50ZM54 143V142H53ZM89 143V142H88ZM118 143V142H117ZM140 143V142H139ZM185 143V144H186ZM211 143V144H210ZM219 143H221V142H219ZM223 143H225V142H223ZM222 143V144H223ZM5 144H6V141H5ZM10 145H11V143H9ZM32 144V143H31ZM40 144V145H41ZM48 144V143H47ZM49 144H48V146H49ZM52 144V143H51ZM51 144H50V146H51ZM67 143H66V145H68ZM72 144H71V146H69V147H72ZM91 144V143H90ZM90 144H87V147H88V145H90ZM98 144V143H97ZM96 144V145H97ZM161 144V143H160ZM189 144H190V142H189ZM189 144H187V145H189ZM215 144V143H214ZM216 144H218V143H216ZM221 144V145H222ZM231 144V143H230ZM26 145V144H25ZM53 146H54V144H52ZM59 145V144H58ZM61 145V144H60ZM59 145V146H60ZM66 145H65V149H66ZM74 145H75V143H74ZM73 145V146H74ZM100 147H101V145L100 144H98ZM107 145V146H106ZM140 145V144H139ZM187 145H186V147H187ZM193 145V144H192ZM191 144H190V146H192ZM226 145V144H225ZM228 145V144H227ZM226 145V146H227ZM44 146V145H43ZM64 146V145H63ZM94 145L92 144V147H93ZM105 146V147H104ZM114 146V145H113ZM189 146V147H190ZM212 146V145H211ZM214 146V145H213ZM216 146V145H215ZM219 146V145H218ZM224 146V145H223ZM225 146V147H226ZM231 146V145H230ZM232 146H233V142H232ZM231 146V147H232ZM243 146H245V145H243ZM249 146V145H248ZM249 146V147H250ZM260 146H258V148L256 147V146H254V149L253 148H249L250 150L249 151H251L252 149L253 150H255V147L257 148L256 149V151H258V149H259V147ZM6 147V146H5ZM7 147H8V145H7ZM6 147V148H7ZM10 147V146H9ZM124 147V146H123ZM134 147V146H133ZM132 147V148H133ZM184 147H185V145H184ZM220 147V146H219ZM228 147V146H227ZM236 147H237V144H236ZM235 147V148H236ZM251 147H253V145L251 146ZM54 148H56V147H54ZM59 148V147H58ZM64 148V147H63ZM63 148H61V149H59L60 151L63 149ZM86 148V147H85ZM89 148H90V146H89ZM111 148V147H110ZM122 148V147H121ZM125 148V147H124ZM123 148V149H124ZM129 148H131V147H129ZM129 148H127V149H125V150H128ZM141 148V147H140ZM139 148V149H140ZM222 148V147H221ZM238 148V147H237ZM261 148V147H260ZM49 149H50V147H49ZM65 149H64V151H65ZM74 149H76V148H74ZM81 149V148H80ZM88 149V148H87ZM107 149H108V147H107ZM111 149H116V147L115 148H111ZM182 149H183V147H182ZM184 149H186V148H184ZM189 149V148H188ZM197 149V148H196ZM220 149V148H219ZM248 149V148H247ZM246 149V150H247ZM91 150V149H90ZM101 150H102V148H101ZM100 150V152H103V151H101ZM131 150V149H130ZM142 150V149H141ZM205 150V151H204ZM210 150H211V147L209 148V151L207 150V153L209 154V153H211V155L213 156L214 155V153H213V151H211L210 152ZM213 150V149H212ZM223 151L222 152H224L225 150L224 149H222ZM227 150V149H226ZM236 150V149H235ZM240 150H242V149H240ZM240 150H238L240 153H238V151L236 152V154L235 155H239V154H242V158H243V153H245L243 150L242 151H240ZM252 150V151H253ZM260 150H262V149H260ZM259 150V151H260ZM4 151V150H3ZM2 151V152H3ZM49 151V150H48ZM72 150H70V152H71ZM75 151H77V150H75ZM75 151L73 150V153H74V155H79V154H77V152H76V154H75ZM80 151H82V150H80ZM105 152H103V153H105V154H107V152H109L108 150H107V152H106V150H104ZM111 151H113V150H111ZM124 151V150H123ZM132 151V150H131ZM143 151V150H142ZM144 151V152H145ZM150 151V152H149ZM154 151V152H153ZM189 151H191V150H189ZM194 151V150H193ZM198 152H202V151H199V150H197ZM215 151H217V150H215ZM232 151H233V149H232ZM251 151V154L250 155H252V154H254L256 151H254V152H252ZM67 152H68V146H67V151H65V153L67 154ZM69 152V154L71 155V154H73V153H70ZM86 152H88V151H86ZM114 152V151H113ZM173 152V153H172ZM198 152H197V154H198ZM217 152H219V151H217ZM242 152V153H241ZM261 152V151H260ZM259 152V153H260ZM264 151H262L261 152V154L263 153ZM56 154H57V152H55ZM55 153H51V154H49V158H50V155L52 156V154H53V157H54V155L57 157V156H59L58 154L56 155ZM64 153V152H63ZM62 153V154H63ZM64 153V155H66ZM85 153V152H84ZM132 153H133V151H132ZM131 153V154H132ZM136 153V152H135ZM139 153V152H138ZM177 153H179V152H177ZM177 153H175V157H177ZM186 153V152H185ZM189 153V152H188ZM193 153V152H192ZM206 153V152H205ZM204 153V154H205ZM207 153H206V155H207ZM213 153V154H212ZM220 153V152H219ZM234 153H235V151H234ZM233 153V154H234ZM2 154V153H1ZM3 154H5V153H3ZM2 154V155H3ZM68 154V155H69ZM112 154V153H111ZM146 155H147V152L145 153ZM162 154V155H161ZM180 154L181 153H179V157H181L180 156ZM184 154V153H183ZM183 154H182V156H183ZM195 154H196V150H195ZM225 154H227V152L225 153ZM230 154V153H229ZM256 155H257V153H255ZM260 154V155H261ZM10 155H11V153H10ZM116 155V154H115ZM121 155V154H120ZM140 155H141V153H140ZM139 155V156H140ZM143 155H144V153H143ZM145 155V156H146ZM151 155V154H150ZM150 155H148V157L151 159V160H147L148 158H143V159H145L144 161H148V163H150V166L146 163V162H143V163H145V165L147 164L149 167L147 168V170H146V172L144 173V171L143 170H141V169H143V168H138V166L136 167V166H134L133 165V167H132V169H131V171L129 172V173H131V177H129L128 178V175H127V178L129 179V185L128 186H130V190H127V191H129V198H128V200L127 201H129L130 200V202H131V204H129V206L131 205V208L132 207H134V209H132L133 210V214L131 215L132 216V218L130 217V222L132 221L133 223H134V226L130 223V225H132V227H138V225L139 224H137V223H139L140 221V219L137 217V215H138V211H142V210H138L139 209V207H138V205H140V204H143L142 202H144L145 201V198H148L149 196H153V195H156L155 193L156 192H154V194H153V191H152V194L151 195H149L151 192H149V191H151L152 189H150L148 186H149V184H151V183H153L154 181L153 180H155L156 179V176H155V174L156 173H158L159 172V170H158V172L156 171V173H154V171L157 169H153V164H154V162H160V161H158L159 160V157L156 159H154V160H157V161H154L153 163H152V159L154 158H152V156H150ZM169 155H170V158H169ZM185 155H187V153L185 154ZM184 155V156H185ZM199 155V154H198ZM205 155V156H206ZM217 155H218V153H217ZM216 155V156H217ZM232 155V154H231ZM231 155H229L230 156V158H231ZM237 155V157H240L241 155H239L238 156ZM246 155H248V154H246ZM260 155H258V156H260ZM42 156V155H41ZM47 156V158H48V155H46ZM112 156V155H111ZM122 156V155H121ZM173 157V159H172V157ZM190 156V155H189ZM201 156H203V153H202V155ZM200 156V157H201ZM207 156H209V155H207ZM211 156V157H212ZM215 156V155H214ZM218 156H220V154L218 155ZM217 156V157H218ZM221 156H222V154H221ZM224 156V155H223ZM228 156V155H227ZM227 156H226V160H227ZM234 156V155H233ZM255 156V155H254ZM254 156H252V157H254ZM262 156V155H261ZM6 157V156H5ZM43 157V156H42ZM64 157V156H63ZM67 157V156H66ZM72 157V159H70V164L74 161L75 162V159H74V157H73V155L71 156ZM78 157V156H77ZM80 157V156H79ZM113 157V156H112ZM116 157H117V155H116ZM191 157V156H190ZM210 157V156H209ZM209 157H207V158H209ZM210 157V158H211ZM235 157V156H234ZM263 157H264V155H263ZM52 158V157H51ZM58 158V157H57ZM135 158V157H134ZM199 158V157H198ZM197 158V159H198ZM213 158V157H212ZM211 158V159H212ZM223 158V157H222ZM258 158V157H257ZM4 159V158H3ZM54 159V160H53ZM51 161L50 160H48L49 161V163L50 162H56L57 161V159L54 157ZM59 159V158H58ZM115 159V158H114ZM135 159H137V158H135ZM142 159V160H143ZM168 159V160H167ZM170 159V160H169ZM184 159V158H183ZM189 159V158H188ZM192 159H193V157H192ZM210 159V160H211ZM214 159H215V157H214ZM221 159V158H220ZM220 159H218V160H220ZM224 159V160H225ZM234 160H237V159H235V158H233ZM239 159H241V157L239 158ZM255 163L257 162L256 161V156H255ZM262 159V158H261ZM63 161L62 162H65L66 161V159H62ZM65 160V161H64ZM112 160V159H111ZM172 160V161H171ZM184 160H187V159H184ZM190 160H191V158H190ZM218 160H216L217 162H218ZM223 160V161H224ZM258 160V159H257ZM45 161H46V159H45ZM68 161V160H67ZM113 161H115V160H113ZM119 161H121V160H119ZM192 161V160H191ZM195 161V160H194ZM199 160H197V162H196V164L197 163H201V162H198ZM216 161H215V164H216ZM228 161V160H227ZM230 161V160H229ZM228 161V162H229ZM239 161V160H238ZM241 161H243V160H241ZM250 161V160H249ZM259 161V160H258ZM42 162V161H41ZM110 162H112V161H110ZM117 162V161H116ZM116 162L114 163V164H116ZM137 162H138V160H137ZM186 162V161H185ZM184 162V163H185ZM208 162V161H207ZM211 162V161H210ZM209 162V164H211ZM214 162V161H213ZM221 162V161H220ZM233 162V161H232ZM244 162V161H243ZM245 162H247L246 160H245ZM45 163H47V162H45ZM117 163H119V162H117ZM151 163H152V165H151ZM188 163V162H187ZM225 163V166H226V161L225 162H223L222 164H224ZM234 163V162H233ZM258 163V162H257ZM256 163V164H257ZM52 164V163H51ZM58 164H60L61 165V162L60 163H58ZM64 164L66 165V164H68V162L66 163H63L62 165L64 166ZM66 165V167H69L70 168V166H73L72 164L71 165ZM111 164H113V163H111ZM121 164H122V162H121ZM130 164V163H129ZM193 164V163H192ZM222 164H220L221 166H222ZM235 164V163H234ZM233 164V165H234ZM238 164H240V166H241V162L240 163H238ZM238 164H236V165H238ZM45 165V164H44ZM53 165V164H52ZM59 165V166H60ZM120 165V164H119ZM119 165H117V166H119ZM144 165V164H143ZM144 165V166H145ZM155 166H157V164H154ZM174 165V166H175ZM180 165H182L181 163H180ZM190 165V164H189ZM202 165V164H201ZM207 165V164H206ZM219 165V164H218ZM228 166H230V165H232V163H228L227 164ZM42 166V165H41ZM46 166V165H45ZM44 166V167H45ZM58 166V167H59ZM62 166V167H63ZM112 166V165H111ZM124 166V165H123ZM165 166L167 167L168 165L167 164H165ZM178 166V167H177ZM187 166H188V164H187ZM186 166V167H187ZM197 166V165H196ZM224 166V167H225ZM235 166V165H234ZM246 166V165H245ZM258 166H259V164H258ZM43 167V168H44ZM62 167H60V168H62ZM65 167V166H64ZM63 167V168H64ZM75 167V166H74ZM116 167V166H115ZM172 167V166H171ZM189 167H191V166H189ZM201 167V166H200ZM223 167V168H224ZM247 168L248 167H250V166H246ZM257 167V166H256ZM255 167V168H256ZM111 168V167H110ZM182 168V167H181ZM205 168V167H204ZM208 168H211V167H208ZM220 167H218V169H219ZM231 168H233L232 166H231ZM235 168V167H234ZM237 168V167H236ZM235 168V169H236ZM245 168V167H244ZM113 169V168H112ZM180 169V168H179ZM182 169H184V168H182ZM206 169V168H205ZM204 169V170H205ZM228 169V168H227ZM242 169V168H241ZM240 169V170H241ZM59 171H60V169H58ZM64 170V169H63ZM72 170H73V167H72ZM71 170V171H72ZM106 170V169H105ZM181 170V169H180ZM187 170H188V168H187ZM186 170V171H187ZM200 169H198V171H199ZM207 170V169H206ZM205 170V171H206ZM220 170H221V168H220ZM223 170V169H222ZM232 170V169H231ZM238 170H239V167H238ZM55 171H57V170H55ZM66 171V170H65ZM75 171L76 170H74V173H75ZM82 171V170H81ZM109 171H111V170H109ZM108 171V173H110ZM128 171V170H127ZM162 171V170H161ZM168 171V170H167ZM171 171V170H170ZM169 171V173L171 174L172 172H170ZM190 171H191V169H189L188 170V172H187V174H191V175H193L194 173H193V171H191V173H190ZM214 171V170H213ZM225 171H227V170H223V172H225ZM235 170L233 169L232 170V172H234ZM64 172V171H63ZM66 172H69V171H66ZM77 172V171H76ZM163 172V171H162ZM181 172H182V170H181ZM196 172H197V169H196ZM207 172V171H206ZM209 172H210V170H209ZM218 171H216V173H217ZM244 172V171H243ZM242 172V173H243ZM246 172V171H245ZM244 172V173H245ZM55 173V172H54ZM62 173V172H61ZM71 173H73V172H71ZM81 173V172H80ZM96 173H98V172H96ZM95 173V174H96ZM125 173V172H124ZM123 173V174H124ZM200 174H202V171L201 172H199ZM212 174L214 173V172H211ZM218 173H220V172H218ZM217 173V174H218ZM227 173V172H226ZM230 173V172H229ZM237 173V172H236ZM241 173V172H240ZM63 174H65V173H63ZM75 174H77V173H75ZM99 174V173H98ZM97 174V175H98ZM159 174V173H158ZM157 174V175H158ZM172 174H175V173H172ZM171 174V175H172ZM198 174V173H197ZM209 174V173H208ZM231 174V173H230ZM229 174V175H230ZM238 174H239V172H238ZM248 174V173H247ZM55 175V174H54ZM66 175V174H65ZM65 175H64V177H65ZM68 175V174H67ZM69 175H71V174H69ZM80 175V174H79ZM84 175V174H83ZM154 175V176H153ZM162 175V176H161ZM176 175V174H175ZM199 175V174H198ZM211 175V174H210ZM216 174H214V176H215ZM237 175V174H236ZM47 176V175H46ZM60 176V175H59ZM116 176V175H115ZM194 176V175H193ZM202 176V175H201ZM220 176H222V175H220ZM245 176V175H244ZM49 177V176H48ZM61 177H62V175H61ZM61 177H59V178H61ZM67 177H69V176H67ZM66 177V178H67ZM72 177H74L73 176V174H72ZM158 177V176H157ZM161 177H162V179L164 178V174H161L160 173V176H159V179L157 178L156 179V182L158 181V182H160L161 180ZM169 176H167V178H168ZM199 177V176H198ZM205 177H206V175H205ZM205 177L203 178V180L205 179ZM212 177V176H211ZM219 177V176H218ZM229 177H231V176H229ZM235 177V176H234ZM237 177V176H236ZM58 178V181H60V179ZM71 178V177H70ZM70 178H69V181H70ZM75 178V177H74ZM83 178H84V176H83ZM102 179H103V176L101 177ZM125 178V177H124ZM166 178V179H167ZM169 178H171V176L169 177ZM210 178V177H209ZM226 178V177H225ZM240 178H241V176H240ZM247 178V177H246ZM62 179H63V177H62ZM96 179H99V178H97L96 177ZM128 179H126L127 181H128ZM153 179V180H152ZM165 179V178H164ZM177 180V177H175L174 178V176L172 175V178H171V180ZM178 179H179V181H178V184L180 183L181 184V182L182 183H186V180L185 179H187V178H183L184 179V182L182 181V179L181 178H179V176H178ZM180 179H181V182H180ZM197 179V178H196ZM213 179H215V178H213ZM219 179V178H218ZM227 179V178H226ZM239 179V178H238ZM237 178H236V180H238ZM242 179H243V177H242ZM49 180V179H48ZM67 181H68V179H66ZM101 180V179H100ZM103 180H105V179H103ZM160 180V181H159ZM171 181V182H175V181ZM189 180V179H188ZM192 179H190V181H191ZM202 180V181H203ZM232 180V179H231ZM233 180H234V178H233ZM248 180V179H247ZM62 181H64V179L62 180ZM68 181V182H69ZM107 181V180H106ZM115 181V180H114ZM167 181L169 182V180L167 179ZM195 181V180H194ZM219 181H220V179H219ZM218 181V182H219ZM222 181V180H221ZM242 181V180H241ZM61 182V181H60ZM66 182V181H65ZM65 182L63 183V182H61L60 184L61 185H66L67 184V182H66V184H65ZM103 182V181H102ZM105 182V181H104ZM107 182H109V180L107 181ZM116 182V181H115ZM156 182H154L153 183V185L151 184L150 185V187H155V190L154 191H157L158 189H160L161 187V185L160 184H157ZM168 182H167V184H168ZM177 182V181H176ZM174 183L173 185L175 186H173L171 183H170V187L167 185V184H165L163 181H162V183L161 184H165V187H164V185H162L164 188H165V190H166V186H168L169 187V189H171V187L172 188H174V191H176L175 189H176V185L175 184H177V183ZM193 182V181H192ZM228 182V181H227ZM231 182H233V181H231ZM234 182H235V180H234ZM237 182V181H236ZM57 183V182H56ZM106 183V182H105ZM110 183V182H109ZM122 183V182H121ZM209 183H212V182H209ZM221 184H223V181L222 182H220ZM230 183V182H229ZM240 183V182H239ZM119 184V183H118ZM154 184H156L157 186H154ZM177 184V185H178ZM194 184H196V183H194ZM241 184V183H240ZM17 185V184H16ZM106 185V184H105ZM110 185V184H109ZM109 185H106V187L107 186H109ZM112 185V184H111ZM110 185V186H111ZM121 185H124V184H121ZM160 185V186H159ZM190 185V184H189ZM197 185V184H196ZM199 185V184H198ZM115 186V185H114ZM158 186L160 187V188H158ZM182 186H184L183 184H181V186H179L178 185V187H177V189L179 188L180 189V192H179V190H178V192H179V194L182 192V194L183 193H185V192H187V188L185 189L186 191L184 192V191H182L181 190V187ZM186 186V185H185ZM184 186V187H185ZM211 186H213L212 184H211ZM218 186V185H217ZM241 186V185H240ZM243 186V185H242ZM55 187H57V186H55ZM149 188V191H148V188ZM184 187H182L183 189H184ZM198 187V186H197ZM196 187V188H197ZM205 187L206 186H204V188H202V189H204L202 192V194H201V197H202V195L203 194H205L204 193V191H205ZM64 188H66V187H64ZM109 188V187H108ZM112 188H113V186H112ZM158 188V189H157ZM196 188H195V190H196ZM211 188V187H210ZM212 188H215V186H213ZM222 188H225V187H222ZM235 189L237 188L236 186L234 187ZM54 189H56V188H54ZM60 188L58 187L57 188V191L59 190ZM62 189V188H61ZM129 189V188H128ZM145 189H146V192L148 193L149 192V196L148 195H146L145 194ZM157 189V190H156ZM161 189H163V188H161ZM160 189V190H161ZM189 189V188H188ZM199 189V188H198ZM201 189V188H200ZM207 189H209L208 187L206 188V190ZM245 189V188H244ZM115 190V189H114ZM160 190H158V192L160 191ZM164 190V189H163ZM168 190V189H167ZM211 190V189H210ZM60 191H62V190H60ZM64 191H66V190H64ZM68 191V190H67ZM142 191H144L143 193H142V195L140 194ZM162 191V190H161ZM171 191V192H170ZM198 191V190H197ZM214 191V190H213ZM212 191V192H213ZM242 191H244V190H242ZM157 192V193H158ZM163 192V191H162ZM162 192H160V193H158V194H163L164 192H169V194L167 193V195L165 196V193L163 194L164 196H165V198L167 197V200H168V197L169 196H173V197H170L169 199H171L172 200V198H174L175 199V197H177V196H175L174 197V195H171V193H172V189L171 190H168V191H164L163 193ZM177 192V193H178ZM200 192V190L198 191V195L201 193H199ZM207 192L209 193V195H211V191H208L207 190ZM211 192V193H210ZM226 192H227V190H226ZM229 192V191H228ZM63 193V192H62ZM68 193V192H67ZM114 193V192H113ZM176 193V192H175ZM176 193V194H177ZM230 193V192H229ZM61 194V193H60ZM65 194V193H64ZM63 194V195H64ZM100 194V193H99ZM98 193L96 194V195H99ZM110 194H112V193H110ZM144 194V195H143ZM173 194H174V192H173ZM215 194V193H214ZM213 194V195H214ZM232 194V193H231ZM231 194L229 195V196H231ZM233 194H234V192H233ZM232 194V195H233ZM235 194L237 195V193L235 192ZM234 194V195H235ZM242 194V193H241ZM243 194H244V192H243ZM56 195V194H55ZM58 195V194H57ZM56 195V196H57ZM62 195V194H61ZM101 195V194H100ZM99 195V196H100ZM104 195V194H103ZM127 195V194H126ZM212 195V196H213ZM226 195V194H225ZM49 196V195H48ZM65 196V195H64ZM127 196V197H128ZM152 196L151 197H149V199H151L152 198ZM162 196V195H161ZM183 196H185V194L183 195ZM195 196V195H194ZM228 196V195H227ZM38 197V196H37ZM126 197V198H127ZM142 197H145L144 198V200H143V198ZM180 197H182V195L180 196ZM199 197V196H198ZM197 197V198H198ZM204 197V196H203ZM202 197V198H203ZM208 197H210V196H208L207 195V198ZM220 197V196H219ZM233 197V196H232ZM236 197V196H235ZM240 197V196H239ZM46 198H48V197H46ZM57 198H59V197H57ZM142 198V199H141ZM156 198V197H155ZM165 198H164V200H165ZM194 198V197H193ZM200 198V197H199ZM206 200H203V201H197L198 203H200V202H206V201H208V199L206 198V197H204ZM211 198V197H210ZM210 198H209V200H210ZM214 198V197H213ZM228 198V197H227ZM238 198V197H237ZM139 199H141V200H143V201H141V200H139ZM161 199H163V196H162V198ZM181 199V198H180ZM192 199V198H191ZM191 199H189V200H191ZM215 199V198H214ZM226 199V198H225ZM239 199V198H238ZM237 199V200H238ZM156 200V199H155ZM167 200H165V201H167ZM171 200H169V202H171V205H172V202L173 201H171ZM188 200V199H187ZM202 200V199H201ZM216 200H217V198H216ZM223 200V199H222ZM43 201V200H42ZM152 201V200H151ZM158 201V200H157ZM176 201V200H175ZM193 201H196V200H194L193 199ZM227 201V200H226ZM228 201L230 202V200L228 199ZM235 201V200H234ZM239 201V200H238ZM141 202V203H140ZM150 202V201H149ZM164 202V201H163ZM162 202V203H163ZM168 202V201H167ZM240 202V201H239ZM238 202V203H239ZM43 203V202H42ZM128 203V202H127ZM146 203V202H145ZM152 203H154V202H152ZM151 203V204H152ZM158 203V202H157ZM175 203H178L177 201L176 202H174V204ZM192 203H195V202H192V200H191V205H193ZM150 204V205H151ZM167 204H169V203H167ZM173 204V205H174ZM207 204H208V202H207ZM235 204V203H234ZM133 205V206H132ZM146 205H148L147 203H146ZM158 205H159V203H158ZM162 205V204H161ZM160 205V206H161ZM165 202H164V204L162 205L164 208H165ZM170 205V204H169ZM169 205H166L167 207V209L166 210H168L169 208H170V206ZM172 205V206H173ZM204 205H206V204H204ZM209 205V204H208ZM42 206V205H41ZM41 206L40 207H38L39 209L41 208ZM47 206V205H46ZM51 206V205H50ZM128 206V207H129ZM141 206V205H140ZM159 206V210H160V208L162 209L163 207L161 206L160 207ZM168 206H169V208H168ZM175 206V205H174ZM186 206V205H185ZM196 206V205H195ZM210 206V205H209ZM213 206H214V204H213ZM213 206H210V207H212L213 208ZM229 206H231V205H229ZM35 207V206H34ZM47 207H49V205L47 206ZM145 207V206H144ZM151 207H153V206H151ZM176 207H177V205H176ZM190 207V206H189ZM203 207H205V206H203ZM209 207V208H210ZM222 207V206H221ZM45 208V207H44ZM148 208V207H147ZM155 208V207H154ZM187 208V206L185 207V209ZM207 208H208V206H207ZM209 208H208V210H209ZM212 208H210V209H212ZM230 208V207H229ZM236 208V207H235ZM35 209V208H34ZM38 209V210H39ZM41 209H43V208H41ZM47 209V208H46ZM119 209H120V207H119ZM140 209H141V207H140ZM145 209V208H144ZM143 209V210H144ZM158 209H157V211H158ZM173 209V208H172ZM171 209V210H172ZM188 209V208H187ZM190 209V208H189ZM214 209V208H213ZM212 209V210H213ZM217 209V208H216ZM215 209V210H216ZM222 209V208H221ZM224 209H226V208H224ZM231 210H234L233 209V207L231 206V208H230ZM45 210V209H44ZM53 210H54V207H53ZM58 210V209H57ZM56 210V211H57ZM129 210V209H128ZM137 211L138 213H137V215H136V212L134 213V211ZM148 210H149V208H148ZM163 211H164V209H162ZM165 210V211H166ZM195 210V209H194ZM197 210V209H196ZM203 210H205V208L203 209ZM42 210H40V212H41ZM48 211H50V210H48ZM56 211H52L51 210V212H56ZM163 211H160V212H163ZM214 211V210H213ZM236 211V210H235ZM36 212H38V211H36ZM43 212V211H42ZM129 212V211H128ZM144 212H147V210L145 211L144 210ZM159 212V211H158ZM169 212H170V210H169ZM169 212H168V214H169ZM193 212V211H192ZM191 212V213H192ZM198 212V211H197ZM197 212H194V213H197ZM199 212H200V210H199ZM204 212V211H203ZM203 212H201V213H203ZM224 212V211H223ZM113 213H114V210H113ZM119 213V212H118ZM121 213V212H120ZM165 213V212H164ZM190 213V214H191ZM45 214V213H44ZM48 214V213H47ZM52 214V213H51ZM140 214V216H142L141 214H142V212L141 213H139ZM145 214V213H144ZM167 214V215H168ZM221 214V213H220ZM224 214V213H223ZM50 215V214H49ZM127 215H130V214H127ZM165 215V214H164ZM194 215V214H193ZM193 215H191V216H193ZM218 215V214H217ZM216 215V216H217ZM231 215V214H230ZM229 215V216H230ZM30 216V215H29ZM34 216V215H33ZM46 216V215H45ZM123 216V215H122ZM159 216V215H158ZM162 216V215H161ZM196 216V215H195ZM202 216V215H201ZM215 216V215H214ZM219 216V215H218ZM221 216V215H220ZM222 216H224V215H222ZM227 216V215H226ZM37 217V216H36ZM49 217V216H48ZM124 217V216H123ZM164 217V216H163ZM46 218H47V216H46ZM119 218V217H118ZM127 218H129V217H127ZM126 217H125V220L127 219ZM143 218V217H142ZM156 218V217H155ZM162 218V217H161ZM166 218H168L167 216H166ZM194 218V217H193ZM193 218H191V219H193ZM202 218H205V217H202ZM222 218H224V217H222ZM228 218V217H227ZM113 219H115V218H113ZM132 219V220H131ZM139 219V220H138ZM153 219V218H152ZM151 219V220H152ZM156 219H159V217L158 218H156ZM2 220V219H1ZM32 220V219H31ZM36 220V219H35ZM34 220V221H35ZM123 220V218L121 219V221ZM163 220V219H162ZM164 220H165V217H164ZM164 220H163V222H164ZM168 220V219H167ZM171 220V219H170ZM196 220H198L197 218H196ZM202 220V219H201ZM214 220H215V218H214ZM219 220V219H218ZM217 220V221H218ZM220 220H221V218H220ZM219 220V221H220ZM33 221V222H34ZM127 221V220H126ZM125 221V222H126ZM138 221V222H137ZM144 221V220H143ZM142 221V222H143ZM156 221V220H155ZM160 221V220H159ZM159 221H157V222H159ZM193 221H195V219L193 220ZM211 221V220H210ZM218 221V222H219ZM114 222H115V220H114ZM117 222V221H116ZM118 222H120L119 220H118ZM123 222V224H124V221H122ZM151 222H153V220L151 221ZM190 222H191V220H190ZM189 222V223H190ZM32 223V222H31ZM35 223V222H34ZM112 223H113V221H112ZM111 223V224H112ZM145 223V222H144ZM149 223H150V221H149ZM156 223V222H155ZM166 223H167V221L165 222V225H166ZM217 223V222H216ZM120 224V223H119ZM122 224V223H121ZM126 224V223H125ZM137 224V225H136ZM146 224H147V222H146ZM146 224H145V226L144 227H146ZM152 224V223H151ZM154 224V223H153ZM152 224V225H153ZM159 224V223H158ZM157 224V225H158ZM162 224V223H161ZM187 224V223H186ZM194 224H196V223H194ZM214 224V223H213ZM117 225V224H116ZM127 225V224H126ZM129 225V224H128ZM136 225V226H135ZM151 225V226H152ZM163 225V224H162ZM162 225H160V226H162ZM188 225V224H187ZM191 225V224H190ZM104 226V225H103ZM122 227H123V225H121ZM159 226V227H160ZM164 226V225H163ZM186 226V225H185ZM193 226V225H192ZM191 226V227H192ZM201 226V225H200ZM112 227V226H111ZM116 227V226H115ZM120 227V226H119ZM119 227H116V228H119ZM124 227H125V225H124ZM137 227L135 228L136 230H138L137 229ZM181 227H183V226H181ZM187 227V226H186ZM211 227V226H210ZM98 228H99V226H98ZM105 228H106V226H105ZM134 228H131V230L132 229H134ZM162 228V227H161ZM70 229V228H69ZM96 229V228H95ZM107 229V228H106ZM106 229H105V231H106ZM114 229V228H113ZM134 229V230H135ZM147 229H148V226H147ZM154 229V228H153ZM183 229V228H182ZM184 229H186L185 227H184ZM188 229V228H187ZM189 229H193V227L192 228H189ZM188 229V230H189ZM261 229V230H260ZM100 230H103V229H100ZM112 230V229H111ZM119 231L121 230V229H118ZM156 230H158L157 228H156ZM162 230H164V229H162ZM259 230L260 231H258L257 233H255V236H253V240L251 241V245L249 244V247L251 246V250L253 251V249H256V250H254L253 252H256L257 251V249L259 250V251H257L256 253H253L252 251V254H258L259 255V252L261 253V251H263V250H261V248H263V246H262V242H264V227L263 228H259ZM69 231V230H68ZM104 231V232H105ZM114 231V230H113ZM112 231V232H113ZM155 231V230H154ZM180 231V230H179ZM182 231L183 230H181L180 232L182 233ZM73 232V231H72ZM71 232V233H72ZM75 232V231H74ZM99 232V231H98ZM103 232V231H102ZM111 232V233H112ZM121 232V231H120ZM132 233H133V231H131ZM134 232H136V231H134ZM157 232V231H156ZM159 232V231H158ZM184 232V231H183ZM187 232V231H186ZM190 232H191V230H190ZM100 233H101V231H100ZM126 233H127V231H126ZM139 233V232H138ZM154 233V232H153ZM73 234V233H72ZM95 234H96V232H95ZM98 234V233H97ZM106 234H108V231H107V233ZM127 234H129V231H128V233ZM137 234V233H136ZM175 234H176V232H175ZM179 234V233H178ZM177 234V237L179 236ZM75 235H76V233H75ZM87 235V234H86ZM111 235L112 234H110L108 237H107V239L109 238H111ZM114 235V234H113ZM117 235V234H116ZM133 235H134V233H133ZM156 235V234H155ZM184 235H185V233H184ZM68 236V235H67ZM66 236V237H67ZM97 236V235H96ZM127 236V235H126ZM76 237V236H75ZM106 237H101V240H100V253L98 254L99 256L97 257V255H96V257L98 258V260H99V262H98V260H97V262L99 263V264H121L120 263V260L119 259H116V258H119V257H121L120 259L121 260H123L124 261V259L126 260V258H123L122 259V251H121V249H120V254H119V252H118V254L120 255H118L117 253H114V252H116L117 250H112V249H118L117 247H119V245L116 247H114V246H112V248L111 247H109V246H107V244H105V238ZM116 237H118V236H116ZM137 237V236H136ZM152 237V236H151ZM157 237H158V234H157ZM72 238H73V236H72ZM100 238V237H99ZM114 238L115 237H112V239L114 240ZM131 238H135V235H134V237H131ZM174 238V237H173ZM180 237H178V239H179ZM181 238H184V237H181ZM22 239V238H21ZM76 239H77V237H76ZM89 238H87V240H88ZM117 238H115V240H116ZM175 240H176V238H174ZM173 239V241H175ZM178 239H177V241H178ZM25 240V239H24ZM83 240V239H82ZM95 240V239H94ZM113 240H112V242H113ZM141 240V239H140ZM181 240H185V239H181ZM77 241V240H76ZM110 241V240H109ZM127 241H129V240H127ZM131 241H133V240H131ZM134 241H136V240H134ZM133 241V242H134ZM138 241V240H137ZM81 242V241H80ZM79 242V243H80ZM98 242H99V240H98ZM111 242V241H110ZM110 242H108L109 244L108 245H110ZM118 242V241H117ZM132 242V243H133ZM172 242V241H171ZM179 242V241H178ZM71 243V242H70ZM78 243V242H77ZM97 243V242H96ZM107 243V242H106ZM120 245H121V242H118ZM170 243V242H169ZM181 243V242H180ZM180 243H178L179 244V246H180ZM73 244H75V242H73ZM115 244V243H114ZM123 244V243H122ZM78 245V244H77ZM80 245V244H79ZM95 245V244H94ZM112 245V244H111ZM126 245V244H125ZM128 245V244H127ZM175 245V244H174ZM225 245V244H224ZM228 245V244H227ZM74 246V245H73ZM97 246V245H96ZM129 246V245H128ZM260 246H262L261 248H260ZM98 247V246H97ZM121 247V246H120ZM127 247V246H126ZM130 247V246H129ZM134 247V246H133ZM161 247V246H160ZM169 247H171L170 245H169ZM254 247V248H253ZM260 249H259V248ZM75 248V247H74ZM176 248V247H175ZM174 248V249H175ZM179 248V247H178ZM222 248V247H221ZM225 248V247H224ZM223 248V249H224ZM227 248V247H226ZM71 249V248H70ZM98 249V250H99ZM124 249H126V248H124ZM127 249H128V247H127ZM171 249V248H170ZM170 249H168V250H170ZM173 249V250H174ZM80 250V249H79ZM167 250V251H168ZM248 250V249H247ZM261 250V251H260ZM125 251V250H124ZM128 251V250H127ZM172 251V250H171ZM220 251H221V249H220ZM225 251V250H224ZM227 251V250H226ZM80 252H82V251H80ZM96 252H97V249H96ZM132 252H134V251H132ZM222 252V251H221ZM84 253V252H83ZM81 254V255H83L84 256V254ZM137 253H139L138 251H137ZM173 253H174V251H173ZM172 253V254H173ZM263 253H264V251H263ZM262 253V254H263ZM119 256H117V255ZM132 254V253H131ZM130 254V255H131ZM135 254H136V252L134 253V255L132 256L131 255V257H129L128 256V258L127 259H132V258H134V257H136L135 256ZM221 254H223V252L221 253ZM250 254V253H249ZM127 255V254H126ZM154 255V254H153ZM162 255V254H161ZM117 256V257H116ZM155 256V255H154ZM163 256V255H162ZM222 256V255H221ZM250 256V255H249ZM249 256L247 257V259L249 258ZM257 256V255H256ZM256 256L254 257V259L256 258ZM263 256H264V254H263ZM85 258H86V256H84ZM84 257H82V258H84ZM126 257V256H125ZM152 257V256H151ZM259 257V256H258ZM96 258V259H97ZM138 258V257H137ZM154 258V257H153ZM167 258V257H166ZM76 259V258H75ZM155 259V258H154ZM161 259V258H160ZM243 259V258H242ZM247 259H246V261L245 262H247ZM85 260V259H84ZM87 260V259H86ZM132 260H134V259H132ZM153 260V259H152ZM164 260V259H163ZM167 260V259H166ZM164 261L165 263L166 262H168V260L167 261ZM252 258L250 257V262H251V264H252ZM256 260V259H255ZM79 261V260H78ZM123 261H121V262H123ZM136 261V260H135ZM149 261H150V259H149ZM156 261V260H155ZM84 261H82L81 262V264L83 263ZM138 262H140L141 263V261H138ZM157 262H159V259H158V261ZM249 262V261H248ZM250 262H249V264H250ZM253 262H255V261H253ZM85 263V262H84ZM92 263V262H91ZM97 263V264H98ZM125 263V262H124ZM123 263V264H124ZM126 263H127V261H126ZM130 263V262H129ZM86 264V263H85ZM89 264V263H88ZM133 264V263H132ZM146 264V263H145ZM150 264V263H149ZM170 264V263H169ZM245 264H248V263H245ZM255 264V263H254Z\"/></svg>",
    "mask_w": 264,
    "mask_h": 264
}]
</instances>
